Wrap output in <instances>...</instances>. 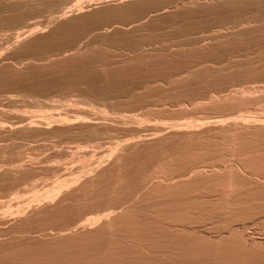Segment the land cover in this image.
<instances>
[{
	"label": "rangeland",
	"instance_id": "rangeland-1",
	"mask_svg": "<svg viewBox=\"0 0 264 264\" xmlns=\"http://www.w3.org/2000/svg\"><path fill=\"white\" fill-rule=\"evenodd\" d=\"M45 1H48V3L47 2H45ZM65 1H67V3H65ZM69 0H44V1H42V2H37V3H35V2H33V3H35V4H31V6H30V4L29 5H26V6H24V7H20V8H18L17 6H15V8L12 6L11 7V9H10V5H7V4H5V3H3V2H0V123H2V124H0V218H6L7 220H5L4 221V218L2 219V221H1V219H0V264H7V262H8V264H18L17 262H19L18 260H22V258H23V262L21 261V262H19V264H33V263H38V264H44L45 263V261L46 262H48V263H45V264H55V262H56V264H77L78 262V264H94V262H97L98 260H96L95 261V256L93 257V255H95L96 254V259L98 258V259H100L101 258V261L103 260H105L103 263L99 260V262H97L98 264H129V262L128 261H130V264H142V262H143V264H145V262H146V264H163L164 262V264H229L232 260H234V264H264V261L261 259L260 260V257H261V255H259L260 254V251H258L259 249H249V250H239V249H236L235 251H231V250H226L224 253H223V251H222V253H223V255H222V253H221V255H220V257L221 258H223L222 259V261H220V259H219V257H217V258H215L214 259V257H211L212 255H207L205 252H199L198 254H196V255H198L197 257H192V256H190V255H188V253H181V251L182 250H184V249H177V250H179V253L178 252H176L177 250H175V249H172V248H165V247H157V251H155L156 250V247L155 248H153V247H150V248H148V250H147V248L146 249H143V250H140L139 248H136V247H133V246H131V247H133V249L132 248H129L130 250H127V248L130 246L129 244H126V242H122L123 243V245H129V246H126V248L124 249V247L123 248H121V250L119 249H114L113 250V252L111 253V254H109V256H108V254H106V253H104L103 252V248L104 247H106L108 244L107 243H109V242H107L106 240H107V236H106V238H104L103 236L104 235H102V233L101 234H98V233H100V232H92V233H90V239H89V237L88 238H86V240H85V237H84V240H82V241H84V242H81V241H79V239L78 238H83L82 236H88V232L86 233V232H83V231H81V229L79 230V229H77L76 228V230L74 231L75 232V234H74V232H73V234L72 235H70V236H68V237H64V240H63V238L62 239H59L58 237V231H57V229H61V228H64L65 226H67V225H69V224H71L76 218H82V219H84V218H89V217H91V216H89V215H92V217H94L95 215H97V213L99 212L100 213V210H97L100 206H97V205H100V201H101V204L106 200V198L107 199H109V200H106V202H108V204L110 205V204H112V206L114 205L115 206V204H121V203H123L125 200V198H127L126 196H124L125 194L127 195V192L129 191V189L130 188H128V187H125L126 186V184H128V186H131L132 184H137V183H134V182H137V179H136V181H135V178H134V182H132L133 180V177H138L137 175H138V169L141 171V169H140V164L142 163V162H144V163H142L143 165H145V166H141V168H143V169H146V168H148V165L151 163V161L153 160V158L156 156V155H158V154H156V153H151V151L150 150H153V151H155V149H157V147H159V146H157V144L155 143V140L152 142V141H149L150 140V136L148 135V134H150L151 133V131L149 132L145 127H147L148 128V126H146L147 124L148 125H150L151 126V124H154L155 122H157V120L156 119H158L160 122H161V120L163 119V118H165V119H163L162 120V122L164 123V121L166 120V122H169V123H176V122H182V118H180V117H185V115L187 116H189L190 115V112L189 111H193L191 114L193 115V116H189V119H185L184 121H186V120H190V119H193V117H195V116H197L198 115V113H196L197 112V110L198 109H200V107H196V106H198L197 104H195V105H193L192 104V102L195 100V103H197L198 101H200V100H203L204 98L203 97H201V96H204V97H206L207 95L206 94H208L209 95V93H218V94H223L224 93V90H226L227 92H229V90L230 91H232V89L234 88V90L235 89H240L241 87H246V84L250 87H252V86H256V87H258L259 85H264V83H262V79L264 78V52H262V50H264V49H262V50H259L258 49V47L260 48L261 47V45L263 46L264 45V33H263V31H264V23H259V24H257V26H254L253 28H249V29H246V30H243L242 32H240V33H238V34H230V36H231V39H230V36L227 34V36H225V37H220V38H216V39H207V40H203V41H198V40H200L199 38V35L201 34V35H203V33H206V31H210V30H213V31H215V29L217 30L219 27H227L228 26V24L229 25H231L230 24V22H233L234 20H240L241 18L240 17H242V18H247V17H260V16H262V15H264V6H263V8H262V5H264V0H262V1H260V0H257L258 1V4H257V1L256 0H224V1H222V0H204V1H202V0H191L192 2H195L196 1V3L197 4H194V5H187V4H185L184 2H186V1H188V3L189 2H191L190 0H174V1H171V0H156V1H153L152 3H154V5L152 4V6H148V8H146V9H143V10H138V7L136 6V7H134L133 5V8L132 7H130V6H126L125 7V4L123 3V2H120V0H116V1H109L108 2V4H107V1H103V0H99V2L97 3V1L98 0H93V3L91 2V0H90V2L93 4H90V5H92V6H90L89 5V7L87 6L86 8H85V10H87V11H85V10H81V12L79 11H77V13H76V11H73L72 13H68V14H66V16H64L63 18L64 19H60L59 18V20H57V19H55V20H52V22H51V17H56V16H59L61 13L60 12H58L59 10H61L60 9V6H62L61 8H63V7H69L70 5L72 6L73 4H74V2H76L77 0H70L69 2H68ZM120 3H122V4H120ZM134 1H138V0H134ZM161 1V2H160ZM164 1V2H163ZM180 3H179V2ZM199 1H202V2H200V3H198ZM212 1H214V2H212ZM218 1H219V3H218ZM221 1V2H220ZM53 2V3H52ZM62 2V3H61ZM71 2V3H70ZM118 2V3H117ZM163 2V3H162ZM179 3V5L178 6H173V5H176L175 3ZM226 2V3H225ZM233 2V3H232ZM46 5H50L49 7L48 6H46ZM63 3H65V5L63 4ZM70 3V4H69ZM82 3H85V2H82ZM81 3V5H84V4H82ZM103 3H104V5H103ZM112 3H114L115 5L113 6L112 5ZM136 3V2H135ZM134 3V4H135ZM155 3H156V5H155ZM167 3V4H166ZM181 3H184L185 5L183 6V7H181L180 5H181ZM187 3V2H186ZM211 3H213V4H211ZM218 3V4H217ZM236 3V4H235ZM243 3H245V4H243ZM259 3H261L260 5H259ZM5 6H4V5ZM52 4V5H51ZM68 4V5H67ZM86 4V3H85ZM100 4V5H99ZM102 4V5H101ZM170 4V5H169ZM232 4V5H231ZM250 4V5H249ZM33 5V6H32ZM36 5V6H35ZM95 5V6H94ZM97 5H99V6H97ZM110 5H111V7H110ZM165 5H167V6H165ZM187 5V7H185ZM253 5V6H252ZM4 6V7H3ZM7 6V7H6ZM117 6V7H116ZM161 6V7H160ZM172 8H171V7ZM188 6H190V7H188ZM212 6H213V8H212ZM215 6H216V8H215ZM229 6V7H228ZM257 6V7H256ZM9 7V8H8ZM29 7V8H28ZM37 7V8H36ZM91 7H94V8H92V10H91ZM96 7V8H95ZM106 7V8H105ZM130 7V8H129ZM158 7V8H157ZM166 7V8H165ZM174 7H175V9H174ZM178 7V8H177ZM185 7V8H184ZM240 7V8H239ZM9 10H8V9ZM24 8V9H23ZM58 10H57V9ZM100 8V9H99ZM105 8V9H104ZM124 8V9H123ZM154 8H156V9H154ZM160 8H161V10H160ZM162 8H165V9H162ZM187 8V9H186ZM15 9V10H14ZM20 9V12L19 11H17V10H19ZM35 9V10H34ZM45 9H47V10H45ZM103 11V10H106V9H108L106 12H104L105 14H103L102 13V15H104L105 17H103L102 15H100V16H97V17H95L94 18V13L96 12V11ZM119 9V10H118ZM131 9H132V11H131ZM158 9V10H157ZM181 9V10H180ZM209 9H210V11H209ZM212 9V10H211ZM215 9V11H213ZM218 9V10H217ZM224 9H226V10H224ZM3 10H5V14H3L4 13V11ZM8 10V11H7ZM14 10V11H13ZM29 10V11H28ZM51 10V11H50ZM120 10H121V12H120ZM145 10V11H144ZM152 10V11H151ZM163 10H165L166 11V13L163 11ZM170 10H173V11H170ZM217 10V11H216ZM243 10V11H242ZM247 10V11H246ZM249 10V11H248ZM39 11V12H38ZM91 11H92V13H91ZM95 11V12H94ZM113 12V13H111V12ZM115 11V12H114ZM117 11V12H116ZM169 11H170V14H169ZM181 11V12H180ZM192 11H194V12H192ZM209 11V12H208ZM236 11V12H235ZM8 14H7V13ZM42 12V13H41ZM45 12H46V14H45ZM48 12V13H47ZM50 12V13H49ZM129 12V13H128ZM149 12H151V14L153 15H155V19L154 18H152V19H148V21H147V18H145V19H143V24L141 25L142 26V28H141V26H138L137 28L135 27V25H133V23H135V18L137 19V20H139V18L142 16V15H146L147 13H149ZM177 12V13H176ZM214 12V13H213ZM220 12H221V14H220ZM233 12V13H232ZM251 14H250V13ZM2 13V14H1ZM19 13V14H18ZM26 13V14H25ZM80 13V14H79ZM88 13V14H87ZM111 13V14H110ZM138 13V14H137ZM142 13H144V14H142ZM146 13V14H145ZM159 13H161L162 14V16H161V14H159ZM172 13V14H171ZM174 13H176V14H174ZM209 13V14H208ZM10 14V15H9ZM22 14V15H21ZM48 14V15H47ZM54 14V15H53ZM56 14V15H55ZM107 14V15H106ZM141 14V15H140ZM150 14V15H151ZM191 14H192V16H191ZM245 14V15H244ZM260 14V15H259ZM20 15V16H19ZM41 15V16H40ZM43 15V16H42ZM47 15V16H46ZM80 15V16H79ZM92 15H94V16H92ZM119 15V16H118ZM129 15V16H128ZM165 15V16H164ZM175 15H176V18H175ZM214 15V16H213ZM23 16V17H22ZM25 16V17H24ZM70 16H73V17H70ZM76 16V17H75ZM77 16H78V18H77ZM109 16V17H108ZM112 16V17H111ZM138 16H140V17H138ZM158 16H160V17H158ZM173 16V18H171ZM198 16H200V17H198ZM210 16H212V17H210ZM16 17V18H15ZM19 17V18H18ZM27 17V18H26ZM69 17V18H68ZM107 17V18H106ZM114 17V18H113ZM132 17V18H131ZM143 17V16H142ZM163 17V18H162ZM188 17H190V18H188ZM202 17V18H201ZM208 17H210V18H208ZM216 17V18H215ZM219 17H220V19H219ZM224 17H225V19H224ZM25 18V19H24ZM91 18V19H90ZM99 18V19H98ZM109 18V19H108ZM118 18V19H117ZM123 18V19H122ZM162 18V19H161ZM164 18H165V20H164ZM170 18V19H169ZM187 18V19H186ZM199 18V19H198ZM206 18L208 19V20H206ZM214 18V19H213ZM240 18V19H239ZM21 19V20H20ZM79 19V20H78ZM98 19V20H97ZM102 19V20H101ZM111 19V20H110ZM121 19V20H120ZM141 19V18H140ZM201 19H203V21L201 20ZM233 19V20H232ZM11 20V21H10ZM61 20V21H60ZM69 20L70 21H72V22H69ZM84 20V21H83ZM108 20V21H107ZM118 20V21H117ZM136 20V21H137ZM145 20V21H144ZM153 20V21H152ZM155 20V21H154ZM160 20H162V21H160ZM169 20V21H168ZM194 20H195V22H194ZM215 20H217V22H218V25H217V22L215 21ZM227 20V21H226ZM26 23H25V22ZM43 21H44V23H43ZM49 21L51 22V23H49ZM59 21V22H58ZM104 21V22H103ZM112 21V22H111ZM128 21H130V22H128ZM156 21H157V23H156ZM173 21H175V22H173ZM190 22L191 23V25H190V23H187V22ZM192 21V22H191ZM197 21V22H196ZM200 21V22H199ZM207 21V22H206ZM47 22V23H46ZM54 22V23H53ZM57 22V23H56ZM69 22V23H68ZM76 22V23H75ZM81 22V23H80ZM90 22V23H89ZM113 23V24H111V23ZM115 22V23H114ZM121 22V23H120ZM147 22V23H146ZM151 24H149V23ZM159 22H161V23H159ZM163 22H164V24H163ZM166 22V23H165ZM194 22V23H193ZM213 22H214V24H213ZM38 23V24H37ZM41 23V24H40ZM67 23V24H66ZM73 23V24H72ZM104 23H106L105 25H104ZM118 23V24H117ZM124 23V24H123ZM132 23V24H131ZM198 23V24H197ZM202 23V24H201ZM225 23V24H224ZM35 24V25H34ZM45 24H49L50 26V28L49 27H47ZM51 24H52V26H51ZM61 24V25H60ZM76 26H75V25ZM84 24V25H83ZM101 24V25H100ZM103 24V25H102ZM108 24V25H107ZM117 24V25H116ZM148 26H147V25ZM160 24V25H159ZM170 24V25H169ZM186 26H185V25ZM188 24V25H187ZM33 25V26H32ZM41 25H42V28H41ZM67 25V26H66ZM70 25V26H69ZM74 25V26H73ZM85 25H87V26H85ZM98 25V26H97ZM114 25V26H113ZM153 25V26H152ZM166 25V26H165ZM195 25V26H194ZM225 25V26H224ZM44 26V27H43ZM85 26V27H84ZM104 26V27H103ZM143 26H145V27H143ZM161 26V27H160ZM172 26V27H171ZM174 26V27H173ZM184 26V27H183ZM198 26H201V28L200 27H198ZM204 26L206 27V28H204ZM213 26H215V28L213 29L212 27ZM263 26V27H262ZM38 28L39 30L37 31V32H33L32 34H30V35H28L26 38H23L22 40H19L18 42H16L14 39H15V36L17 35V33H21V32H23V31H27L28 30V28L29 29H31V28ZM114 27V28H113ZM128 27H130L129 29H128ZM150 27H152V28H150ZM168 27V28H167ZM190 27V28H189ZM261 27H262V29H263V31H262V29H261ZM46 28H48V29H46ZM96 28H99V29H96ZM118 28V29H117ZM177 28H178V30H177ZM193 30H192V29ZM198 28V29H197ZM210 28V30H208ZM17 29V30H16ZM73 29H75V30H73ZM100 29H101V31H100ZM113 29H115L114 31H113ZM128 29V30H127ZM140 29V30H139ZM181 29V30H180ZM187 29H189V30H187ZM203 29V30H202ZM259 29V30H258ZM79 30V31H78ZM81 30V31H80ZM86 30V32H84ZM89 30V31H88ZM99 30V31H98ZM104 30V31H103ZM106 30H108L107 32H106ZM123 30V31H122ZM151 30H153V31H151ZM186 30V31H185ZM196 30V31H195ZM200 30V31H199ZM251 30V31H250ZM260 31V32H256V31ZM13 31H15L14 33H13ZM21 31V32H20ZM77 31V32H76ZM98 31V32H97ZM126 33H125V32ZM139 31V32H138ZM175 31V32H174ZM177 31V32H176ZM182 31V32H181ZM184 31V32H183ZM192 31V33H190ZM193 31H194V33H193ZM199 31V32H198ZM203 31V32H202ZM245 31V32H244ZM74 32V33H73ZM76 32V33H75ZM101 34H100V33ZM149 32V33H148ZM153 32V33H152ZM157 32V33H156ZM172 34H171V33ZM185 32H189V34L188 33H186V34H184ZM202 32V33H201ZM247 32V33H246ZM67 33V34H66ZM88 33H90V35L88 34ZM105 33V34H104ZM107 33V34H106ZM147 35H146V34ZM168 33V34H167ZM174 33V34H173ZM180 33V35H178ZM15 34V35H14ZM74 35V38H73V35ZM76 34V35H75ZM81 34V35H80ZM92 34V35H91ZM163 36H162V35ZM249 34H252V37L249 35ZM260 34V35H259ZM44 35V36H43ZM141 35V36H140ZM165 35H167V36H165ZM169 35V36H168ZM174 35H175V37H174ZM181 35H183L182 36V41L183 42H185V44H186V46H185V44L180 40L181 39ZM191 35V36H190ZM196 35V36H195ZM200 35V36H201ZM244 35V36H243ZM245 35L247 36V37H245ZM262 35H263V37H262ZM37 36V37H36ZM76 36V37H75ZM156 36H158V37H156ZM161 36V37H160ZM174 38H176V39H174ZM188 36H190V37H187ZM198 36V37H197ZM235 36H236V38H235ZM258 36V37H257ZM144 37V38H143ZM146 37V38H145ZM165 37V38H164ZM170 39H169V38ZM179 37V38H178ZM187 38V41H186V38ZM192 37H196V38H194V39H191ZM202 37H204V36H201V38ZM226 37H228V38H226ZM12 38V39H11ZM31 38V39H30ZM73 38V39H72ZM87 38V39H86ZM91 38V39H90ZM142 38V39H141ZM149 38V39H148ZM151 38H152V40H151ZM161 38V41L163 42H161L159 39ZM172 38V39H171ZM221 38L224 40H221ZM234 38V39H233ZM26 39V40H25ZM38 39V40H37ZM76 39H77V41H76ZM154 39H155V41H154ZM166 39V40H165ZM168 39H169V41H168ZM196 39H198V40H196ZM219 39V41H217ZM226 39V40H225ZM230 39V40H229ZM254 39V40H253ZM255 39H256V42H254L255 41ZM258 39H259V41H258ZM9 40H13L12 42L11 41H9ZM138 40V41H137ZM143 40H145L144 42H143ZM147 40V41H146ZM176 40V41H175ZM178 40V41H177ZM179 40H180V42H179ZM185 40V41H184ZM188 40H189V42H188ZM192 40V41H191ZM193 40H194V42H193ZM233 40V41H232ZM262 40V41H261ZM8 43H7V42ZM47 41H48V43H47ZM75 41V42H74ZM139 41H140V43H139ZM150 41V42H149ZM158 41V42H157ZM165 41H166V43H165ZM168 41V42H167ZM175 41V43H181V44H184L183 46H181L180 47V49H181V52L179 51V50H177L176 48H174L173 49V51H174V53H173V51L172 52H168V53H166L167 51H162L161 52V50H156V51H152L151 52V54H150V51H149V55L147 54L146 56H145V54L147 53V52H145V54H144V51L142 50L144 47H146V48H148L150 45H153V44H155V45H158V44H161L162 46L164 45V44H166V45H168V43L170 44V43H172V42H174ZM191 41V42H190ZM196 41V42H195ZM206 41H208L207 43H206ZM212 43V41L214 42V43H212V44H209L210 42ZM216 41L218 42V43H216ZM35 42V43H34ZM87 42H89L88 44H87ZM128 42V43H127ZM142 42V43H141ZM146 42V43H145ZM152 42V43H151ZM158 44H157V43ZM160 42V43H159ZM203 42H205L206 44H208V45H206L205 43L204 44H202ZM221 42V43H220ZM234 42V43H233ZM237 42V43H236ZM254 42V43H253ZM259 42V43H258ZM262 42V43H261ZM12 43V44H11ZM44 43V44H43ZM47 43V44H46ZM85 43V44H84ZM133 43V44H132ZM138 43V44H137ZM147 45H145V44ZM148 43H150L149 45H148ZM220 43V44H219ZM224 43V44H223ZM227 43V44H226ZM253 43V44H252ZM9 44V45H8ZM19 44V45H18ZM91 44V45H90ZM129 44V45H128ZM200 44V45H199ZM204 46V47H201L202 45ZM255 44V45H254ZM259 44V45H258ZM11 45L13 46V47H11ZM88 45H90V47H88ZM127 45V46H126ZM218 45V46H217ZM250 45H252V47L250 46ZM70 46V47H69ZM86 46V47H85ZM129 46V47H128ZM140 46V47H139ZM144 46V47H143ZM193 46V47H192ZM196 46V48H194ZM230 46V47H229ZM14 47H16V48H14ZM73 47V48H72ZM119 47V48H118ZM123 47H125V48H123ZM135 47H137V48H135ZM141 47H143L142 49H141ZM157 47V46H156ZM186 47V48H185ZM189 49H188V48ZM200 47V48H199ZM249 47V48H248ZM116 48V49H115ZM127 48V49H126ZM160 48V47H159ZM182 48H185L184 50L182 49ZM193 50H192V49ZM198 48V49H197ZM208 48V49H207ZM211 48H212V51H211ZM220 48V49H219ZM227 48V49H226ZM231 48V49H230ZM263 48H264V46H263ZM68 49V50H67ZM69 49H70V51H69ZM77 49H79V50H77ZM119 49V50H118ZM141 49V50H140ZM145 49V48H144ZM188 49V50H187ZM196 49V50H195ZM230 49V50H229ZM258 49V50H257ZM123 50V51H122ZM136 50V51H135ZM138 50H139V53H140V55H139V53H138ZM254 50V51H253ZM81 51V52H80ZM120 51H122V52H120ZM128 51V52H127ZM131 51H132V53H131ZM171 51V50H170ZM187 51V52H186ZM194 51V52H193ZM195 51L197 52V54L195 53ZM199 51H201V52H199ZM211 51V52H210ZM216 51V52H215ZM226 51V52H225ZM238 51V52H237ZM247 51V52H246ZM249 51V52H248ZM253 51V52H252ZM255 51L258 53V51L260 52L261 51V53H263V54H256L255 53ZM71 54H70V53ZM76 52V55L74 54H72V53H75ZM124 52V53H123ZM133 52L135 53L134 55L136 56V53H138L137 54V56H139V57H137V58H135L134 57V55H133ZM158 52H160V53H158ZM183 52V54H180V53H182ZM189 52H191V53H189ZM204 52V53H203ZM229 52V53H228ZM50 53V54H49ZM79 53V54H78ZM82 53V54H81ZM86 53V54H85ZM158 53V54H157ZM173 53V54H172ZM179 53V54H178ZM203 53V54H202ZM212 53V54H211ZM215 53H217V55L215 54ZM225 53V54H224ZM229 55H227V54ZM253 53H255V54H253ZM84 54V55H83ZM156 54V55H155ZM161 54V55H160ZM165 54V55H164ZM192 54V55H191ZM199 54V55H198ZM224 54V55H223ZM245 54V55H244ZM250 54V58L248 57V55ZM253 54V55H252ZM85 55H87V56H85ZM133 55V56H132ZM153 57V55H155L153 58H155V59H153L151 56ZM161 56V58L159 57V56ZM163 55V56H162ZM167 55V58L165 57ZM171 55V56H170ZM179 55V56H178ZM188 55H190V56H188ZM196 55V56H195ZM233 55V56H232ZM50 56V57H49ZM76 56V57H75ZM78 56V57H77ZM81 56V57H80ZM85 56V57H84ZM90 56V57H89ZM124 58H123V57ZM126 56H127V58H126ZM129 56V57H128ZM141 56V57H140ZM174 56L176 57V58H174ZM198 56V57H197ZM205 56H207V57H205L206 59H207V61H206V59L204 58ZM215 56V57H214ZM229 58H228V57ZM249 58L248 60H247V58ZM87 57V58H86ZM130 57H134L133 59L132 58H130ZM157 57V58H156ZM192 57H194V58H192ZM200 57H203L202 58V61H201V58ZM209 57H211V59H209ZM224 57V59H222ZM225 57H227V58H225ZM245 57V58H244ZM141 58V59H140ZM146 58V59H145ZM148 58H150V60L148 59ZM187 58H188V60H187ZM191 58H192V60L194 61V63H193V61L191 60ZM200 60H199V59ZM217 58V59H216ZM237 58L239 59V60H237ZM262 60H260V59ZM263 58V59H262ZM40 59V60H39ZM115 59V60H114ZM117 59H119V60H117ZM122 59H124V60H122ZM139 59V60H138ZM145 59V60H144ZM159 59H161L160 61H159ZM177 59V60H176ZM178 59H180V60H178ZM182 59V60H181ZM196 59H198L199 61H197ZM219 59H222L221 61H219ZM228 59L230 60V61H228ZM251 59V60H250ZM257 59L258 60H260V61H258L259 63H261V64H259V63H257L256 61H257ZM28 60V61H27ZM42 60V61H41ZM81 60V61H80ZM83 60V61H82ZM114 60V61H113ZM132 60V61H131ZM156 60V61H155ZM176 62H175V61ZM184 60H186V62L184 61ZM216 60H217V62H216ZM223 60H225V61H223ZM233 60H235L234 62H232ZM241 60V61H240ZM40 61H41V63H40ZM84 61H86V62H84ZM124 61V62H123ZM126 61V62H125ZM129 61V62H128ZM135 61V62H134ZM149 61V62H148ZM165 61V62H164ZM168 61V62H167ZM195 61H197V62H195ZM205 61V62H204ZM213 61V62H212ZM239 61V62H238ZM252 61V62H251ZM22 64H21V63ZM106 62V63H105ZM116 62H118V63H116ZM152 62H155L153 65H152ZM190 62H192V63H190ZM256 62V63H255ZM39 63V64H38ZM108 63V64H107ZM110 63H113V64H110ZM121 63V64H120ZM128 63V64H127ZM135 63V64H134ZM140 63H142V64H140ZM169 63V65H166V64H168ZM186 65H185V64ZM190 63V64H189ZM206 63V64H205ZM229 63H231V64H229ZM234 63H236L235 65H234ZM252 63V64H251ZM9 64V65H8ZM31 66H30V65ZM34 64V65H33ZM150 64H151V66H150ZM163 64V65H162ZM174 64V65H173ZM181 64V65H180ZM183 64V65H182ZM193 64H194V67L193 68H190V67H192L193 66ZM197 64V65H196ZM199 64V65H198ZM209 64V65H208ZM212 64V65H211ZM245 64H247V65H245ZM259 64V65H258ZM33 65V66H32ZM51 65V66H50ZM66 65H68V66H66ZM112 65V66H111ZM129 65H131V66H129ZM133 65V66H132ZM145 65V66H144ZM177 65V66H176ZM181 67H180V66ZM192 65V66H191ZM204 67H203V66ZM249 65H251V67L249 66ZM9 66V67H8ZM16 66V67H15ZM53 66V67H52ZM65 66V67H64ZM119 66V67H118ZM126 66V67H125ZM129 66V67H128ZM158 68H157V67ZM160 66V67H159ZM182 66H183V68L184 69H186V67H188V69H190V71L192 70V73L193 74H191V72L188 70H184L183 68H182ZM208 66V67H207ZM212 66V67H211ZM246 66L248 67V68H246ZM256 66V67H255ZM261 66V67H260ZM15 67V68H14ZM125 67V68H124ZM133 67V68H132ZM148 69H147V68ZM151 67V68H150ZM156 67V68H155ZM174 67V68H173ZM176 67V68H175ZM198 69H197V68ZM201 67V68H200ZM203 67V68H202ZM233 67H235V68H233ZM240 67V68H239ZM257 67H259V68H257ZM115 68V69H114ZM144 68V69H143ZM180 68V69H179ZM195 68V69H194ZM206 68V69H205ZM209 68V69H208ZM210 68H212V69H210ZM233 68V69H232ZM239 68V69H238ZM251 70H250V69ZM254 68H256V70L258 71H256ZM261 68H262V70H261ZM65 69V70H64ZM117 69H119V70H117ZM139 69V70H138ZM149 69L151 70V72L149 71ZM170 69H172V73H174V71H175V73L172 75V73L170 72ZM181 69H183V70H181ZM214 69H215V71H214ZM216 69L218 70V72L216 71ZM232 71H231V70ZM259 69V70H258ZM102 70V71H101ZM105 70V71H104ZM123 70H126V71H123ZM144 70V71H143ZM146 70V71H145ZM210 70V71H209ZM220 70V71H219ZM230 70V71H229ZM15 71V72H14ZM101 73H99V72ZM103 71H104V73H103ZM106 71H107V73H106ZM110 71V72H109ZM167 71H169V72H167ZM180 71V72H179ZM183 71H187V74L186 73H184ZM196 71V72H195ZM198 71V72H197ZM212 71V72H211ZM244 71V72H243ZM256 71V72H255ZM263 71V72H262ZM73 72V73H72ZM118 72V73H117ZM163 72V73H162ZM179 72V73H178ZM188 72H190V74H188ZM220 72L222 73V74H220ZM223 72H225V73H223ZM227 72V73H226ZM246 72V73H245ZM251 72V73H250ZM252 72H253V74H252ZM256 74H255V73ZM261 72V73H260ZM89 73V74H88ZM96 73V74H95ZM125 73H127V74H125ZM137 73L138 74H140V75H137ZM147 73V74H146ZM177 73V74H176ZM182 73H184V74H182ZM200 73V74H199ZM228 73H230V74H228ZM244 73V74H243ZM259 73V74H258ZM61 74V75H60ZM68 74V75H67ZM108 74V75H107ZM122 74V75H121ZM167 74V76H165ZM178 75L179 74V77H177L176 75ZM182 76H181V75ZM199 76V78H198V76ZM219 74V75H218ZM234 76H233V75ZM258 74V75H257ZM261 74V75H260ZM86 75H88V76H86ZM117 75V76H116ZM119 75V76H118ZM132 75V76H131ZM144 75V76H143ZM148 76V77H145V76ZM186 75V76H185ZM188 75V76H187ZM193 75V76H192ZM212 75V76H211ZM245 75V76H244ZM250 75V76H249ZM103 77V79H102V77ZM106 76L108 77V78H106ZM113 76V77H112ZM116 76V77H115ZM165 76V77H164ZM176 76V78H178V79H176V81L173 79L174 77ZM180 76L181 77H183L184 76V78H182V79H184V80H181L180 82L178 81L179 79H180ZM193 78H192V77ZM196 76V77H195ZM229 76V78H227ZM236 76H237V79H236ZM262 78H260V77ZM69 77V78H68ZM112 77V78H111ZM123 77V78H122ZM135 77H137V79L135 78ZM151 77H153V78H151ZM157 77V78H156ZM161 77V78H160ZM163 77V78H162ZM185 77H187L186 79H185ZM191 77V78H190ZM218 77V78H217ZM225 77H226V79H225ZM232 77V78H231ZM248 77L250 78V81H249V79H248ZM254 77V78H253ZM255 77H256V79H255ZM80 78V79H79ZM96 78V79H95ZM111 78V79H110ZM119 78V79H118ZM127 78H129V80H127ZM157 80H156V79ZM171 81L172 79L174 80V81H172V82H170L168 79ZM171 78V79H170ZM190 78V79H189ZM212 78H217V80L216 81H212L211 79ZM221 78V79H220ZM66 79V80H65ZM77 79V80H76ZM136 79V80H135ZM154 81H153V80ZM188 79V80H187ZM194 79V80H193ZM198 79V80H197ZM207 79H208V81H209V79H210V81L209 82H207ZM220 81H219V80ZM226 81V82H224V80ZM234 79V80H233ZM246 79V80H245ZM253 81H252V80ZM76 80V81H75ZM111 80V81H110ZM149 80H151V81H149ZM157 82H156V81ZM162 82H161V81ZM164 80V81H163ZM185 80H186V82H185ZM190 80H192V81H190ZM203 80V81H202ZM258 80H259V83H257L258 82ZM64 81V82H63ZM74 81V82H73ZM79 81V82H78ZM102 81V82H101ZM148 81V82H147ZM185 83H184V82ZM196 81V83L198 82V84H195L194 82ZM200 81H201V83H200ZM242 81V82H241ZM245 81H246V83H245ZM247 81H249V82H247ZM73 82V83H72ZM83 84H82V83ZM123 82V83H122ZM144 82V83H143ZM155 82V83H154ZM168 82V83H167ZM173 82H175V83H177V84H174ZM192 82V83H191ZM220 82H222V83H220ZM224 82V83H223ZM236 82V83H235ZM238 82V83H237ZM252 84H251V83ZM253 82H255V83H253ZM263 82H264V79H263ZM68 83V84H67ZM76 83V84H75ZM106 83V84H105ZM109 83V84H108ZM115 83H116V85H115ZM142 83V85H140ZM147 83V84H146ZM160 83V85H156V84H159ZM162 83V84H161ZM168 85H167V84ZM183 83L185 84V85H183ZM213 83V84H212ZM220 83V84H219ZM242 83V84H241ZM261 83V84H260ZM71 84V85H70ZM78 84V85H77ZM94 84H95V87H94ZM138 84H139V86H138ZM150 84V85H149ZM151 84H153V85H151ZM170 84H171V86H170ZM187 84V85H186ZM189 84H190V86H189ZM193 84V85H192ZM205 85V87H203V85ZM216 84V85H215ZM222 84V85H221ZM228 84V85H227ZM234 84H236V85H234ZM244 85V86H240V85ZM259 84V85H258ZM103 87H102V86ZM173 85H175V86H173ZM181 85V86H180ZM206 85H207V87H206ZM219 87H218V86ZM221 85V86H220ZM72 86V87H71ZM78 88H77V87ZM106 86V87H105ZM119 86V87H118ZM145 86V88H147V89H145V88H143V87ZM163 88H161V87ZM166 86V87H165ZM168 86V87H167ZM198 86V87H197ZM223 86V87H222ZM239 86H240V88H239ZM254 86V87H255ZM112 87V88H111ZM135 87V88H134ZM142 87V88H141ZM181 87V88H180ZM182 87H184L183 89H182ZM188 87L190 88V89H188ZM200 87V88H199ZM231 87H232V89H231ZM253 87V88H254ZM109 90H107V89ZM137 88V89H136ZM152 88V89H151ZM174 88V89H173ZM206 88H208L207 90H206ZM229 88V89H228ZM101 91H103V92H101ZM136 89V90H135ZM143 89V90H142ZM168 89V90H167ZM171 89V90H170ZM179 89V90H178ZM182 91H181V90ZM188 89V90H187ZM210 89V90H209ZM221 89L223 90V92L221 91ZM33 90V91H32ZM62 90V91H61ZM99 90V91H98ZM106 90V91H105ZM113 90V91H112ZM147 90V91H146ZM151 90V91H150ZM164 90V91H163ZM183 90H184V92H183ZM189 90H190V93H189ZM20 91V92H19ZM131 91H132V93H131ZM144 93H142V92ZM146 91V92H145ZM178 91V92H177ZM214 91H218V92H214ZM22 92V93H21ZM24 92V93H23ZM97 92V93H96ZM100 92V93H99ZM106 92H108V93H106ZM116 92V93H115ZM137 92H139V93H137ZM148 92H149V94H148ZM155 92H158L159 94H157V93H155ZM161 92V93H160ZM170 92V93H169ZM188 92V93H187ZM93 93V94H92ZM102 93H104V94H102ZM135 93V94H134ZM154 93V94H153ZM182 93V94H181ZM186 93V94H185ZM22 94H23V96H22ZM148 94V95H147ZM155 94H157V95H155ZM165 94V95H164ZM188 94H190L189 96H188ZM224 94H226V92L224 93ZM26 95H28V96H26ZM32 95V96H31ZM58 95V96H57ZM83 95V96H82ZM95 95V96H94ZM101 95V96H100ZM117 95H120V96H117ZM128 95V96H127ZM132 97H131V96ZM151 95H153V96H151ZM159 95V96H158ZM169 95H171V96H169ZM173 95V96H172ZM182 95H183V97H182ZM187 95V96H186ZM193 95V96H192ZM195 95H197V96H195ZM61 96V97H60ZM85 96V97H84ZM109 96V97H108ZM111 96H115V97H112L111 98ZM117 96V97H116ZM127 96V97H126ZM130 96V97H129ZM155 96V97H154ZM165 96V97H164ZM66 97H68V98H66ZM87 97V98H86ZM101 98V101H100V99H98V98ZM133 97H134V99H136V100H134L133 99ZM138 97V98H137ZM141 97V98H140ZM146 97V98H145ZM151 97H153V98H151ZM160 97V98H159ZM162 97V98H161ZM168 97V98H167ZM180 97V98H179ZM90 98V99H89ZM91 98H93V99H91ZM159 98V99H158ZM170 98V99H169ZM184 100H182V99ZM201 98V99H200ZM98 99V100H97ZM105 99H107V102H106V100ZM111 101V102H109V100ZM127 99V100H126ZM139 99V100H138ZM154 99V100H153ZM161 99V100H160ZM198 99V100H197ZM75 100V101H74ZM84 100V101H83ZM90 100H92V102L90 101ZM126 100V101H125ZM129 100H131V101H129ZM159 100V101H158ZM165 100V101H164ZM178 100V101H177ZM182 100V101H181ZM191 100H192V102H191ZM68 103H67V102ZM78 101H79V103H78ZM85 102V103H83V102ZM106 102V104H105V102ZM140 101V102H139ZM143 101V102H142ZM156 101V102H155ZM161 101H162V103H161ZM188 101V102H187ZM190 101V102H189ZM72 102H73V104H72ZM81 102V103H80ZM91 102V103H90ZM99 102H102V103H99ZM116 102V103H115ZM127 102V103H126ZM129 102V103H128ZM131 102V103H130ZM142 102V103H141ZM155 102V103H154ZM164 102V103H163ZM172 102V103H171ZM183 102H184V104H183ZM113 103H115V104H113ZM123 103V104H122ZM168 103H169V105H168ZM188 103L190 104V105H188ZM58 104V105H57ZM64 104V105H63ZM65 104H66V106H65ZM70 104H72V105H70ZM78 104H80V105H78ZM91 104V105H90ZM95 104V105H94ZM103 104V105H102ZM126 104V105H125ZM161 104H162V106H161ZM179 106V108L180 109H182L183 107L184 108H186V112H183V110L185 111V109L183 108L182 110H181V113H180V109H176L178 106ZM183 104V105H182ZM83 105V106H82ZM110 105H112V106H110ZM114 105V106H113ZM122 105V106H121ZM127 105H129L128 107H127ZM186 105H187V107H186ZM56 108H55V107ZM74 106V107H73ZM77 106H79L78 108H77ZM100 106H102V107H100ZM120 106V107H119ZM134 106V107H133ZM138 106H140V107H138ZM143 106V107H142ZM153 106V107H152ZM166 106H168V107H166ZM172 106H173V108H172ZM195 106V107H194ZM60 109H62V110H60ZM62 107V108H61ZM65 107V108H64ZM69 107V108H68ZM96 107H97V109H96ZM104 107L105 108H107L106 110H107V116H105L106 115V112H105V115L104 114H102L103 113V110H104ZM118 109H117V108ZM158 107L161 109V111L159 112V110L160 109H158ZM164 107V108H163ZM49 108V110H48V112L46 111L47 109ZM53 108V109H52ZM55 108V109H54ZM85 110L86 109V111H87V113H83L82 114V112H83V109ZM90 108V109H89ZM99 108V109H98ZM103 108V110H102V112L101 111H99V110H101ZM111 108H113L112 110H109V109H111ZM115 108V109H114ZM127 110H126V109ZM142 108V109H141ZM149 110H148V109ZM167 108H170L169 110L167 109ZM175 108V109H174ZM189 108H190V110H189ZM196 108V109H195ZM207 108V109H206ZM219 108V107H218ZM25 109V110H24ZM57 109V110H56ZM70 109H73V110H70ZM75 109V110H74ZM76 109L78 110V113H77V111H76ZM82 109V110H81ZM91 109H93V110H91ZM151 109H154V111H152ZM156 109V110H155ZM162 109H164V110H162ZM175 111V113H174V111ZM193 109V110H192ZM215 108H213V107H201V111L202 112H200L199 110V112H200V114L203 116V114H204V112L203 111H205V114L204 115H207V116H210V115H214V113L213 112H215L216 111V113H218V111H217V109L216 110H214ZM221 109H223V108H221ZM220 109V110H221ZM28 110V111H27ZM29 110L30 111H32V112H29ZM35 110V111H34ZM38 112H37V111ZM42 110V111H41ZM45 110V111H44ZM56 110V111H55ZM65 111V113L63 114V113H61V112H64ZM68 110V111H67ZM89 110V111H88ZM91 110V111H90ZM109 110V111H108ZM119 110V111H118ZM142 110H143V113H142ZM145 110V111H144ZM168 110V111H167ZM178 110V111H177ZM33 111H34V113H36L35 115H34V113H33ZM40 111H41V113H40ZM46 113H44V112ZM52 111V112H51ZM70 111H73V112H71V114L69 113ZM79 111H81V112H79ZM94 111H96V112H94ZM98 111V112H97ZM105 111V110H104ZM111 111H113V112H111ZM114 111H115V113H114ZM131 111V112H130ZM136 111V112H135ZM148 111V112H147ZM164 111V112H163ZM167 111V112H166ZM189 112V114H187L188 112ZM208 111H210L209 113H206V112H208ZM213 111V112H212ZM222 111H224V110H221L220 111V113L222 112ZM43 112V113H42ZM57 112V113H56ZM90 112V113H89ZM109 112H110V114H115V115H110L109 114ZM134 112V113H133ZM152 112V113H151ZM171 112L172 114L174 113V116H172V114L169 113ZM177 112H179V113H177ZM224 112H227V111H224ZM40 115H39V114ZM51 113V115H49ZM53 113V114H52ZM70 115H68V114ZM82 114V115H80V114ZM93 113V114H92ZM96 113V114H95ZM118 113H120V115L118 114ZM133 113V114H132ZM136 113H138V114H136ZM141 113V114H140ZM153 115V117H150V116H152L151 114ZM156 113V114H155ZM163 113V114H162ZM177 113V114H176ZM183 113H185V114H183ZM203 113V114H202ZM223 113V112H222ZM32 114V115H31ZM42 114V115H41ZM73 114H75V115H73ZM78 114V115H77ZM86 115V117H85V119H87L88 121H98V122H105L104 124H102L101 126H94V127H91V128H85L84 130L85 131H83V129H82V131H81V126L79 125V124H77V123H75V122H77L78 120V122H81L82 120H85V119H83V115ZM91 114V115H90ZM103 116H102V115ZM118 114V116H116ZM125 114H127V115H124ZM131 114H132V116H131ZM136 114V116H134ZM162 114V115H161ZM164 114H165V116H164ZM169 114V115H168ZM179 114H181L180 115V117H179ZM197 114V115H196ZM199 114V115H200ZM34 115V116H33ZM37 115V116H36ZM43 115H45V116H43ZM47 115H49L48 117H46ZM73 115V116H72ZM89 115V116H88ZM102 117H101V116ZM146 116V119H145V116ZM156 115V116H155ZM158 115V116H157ZM167 115H168V117H167ZM197 116V117H202V116ZM25 116H27V117H25ZM28 116H30V118L28 117ZM35 117V118H37V119H35L36 121L37 120H41L40 121V123L42 122V125L39 123V121L38 122H36L34 119H33V117ZM45 117L46 118V120H45V118H42V117ZM65 116V117H64ZM67 116V117H66ZM75 116V117H74ZM80 116H81V118H80ZM87 116L89 117V118H87ZM95 116V117H94ZM111 116H112V118H111ZM120 116H124V118H122V117H120ZM160 116H162L161 118H160ZM172 116V117H171ZM16 117V118H15ZM24 117V118H23ZM39 117V118H38ZM68 118V117H70V118H68L69 120H71L72 121V123L73 124H71V125H76L77 124V126H76V128H75V126H67L69 129H65L64 128V133H65V136L67 137V136H69L70 138H66L65 136H64V134H63V130L61 129L60 130V127H59V125L58 126H56L57 124L56 123H60V122H56V121H54V119H58V118ZM78 117V118H77ZM104 117V119H102ZM115 117V118H114ZM117 117V118H116ZM128 119H127V118ZM130 117V118H129ZM133 117V118H132ZM139 117L141 120H140V122L142 123H137V120H139V119H137V118ZM173 117H176V118H180V119H178V120H173L172 118ZM41 118V119H40ZM49 118V119H48ZM75 118V122H74V119ZM76 118H77V120H76ZM80 118V119H79ZM106 118V119H105ZM110 118V119H109ZM119 118H120V121H119ZM137 119V120H135V119ZM187 118V117H186ZM196 118V117H195ZM23 119H25V120H23ZM29 120L28 122L30 123V122H34V123H32L31 125H35L36 123L38 124H36L35 126H37V128L34 126H32V128L31 129H33L34 130V132H33V130H30V128H29V130L27 129V120ZM32 119V120H31ZM82 119V120H81ZM90 119V120H89ZM112 119H114L115 120V122H113L114 120H112ZM126 120V121H123V120ZM129 119H131V120H129ZM132 119H133V122H132ZM154 121H153V120ZM31 120V121H30ZM43 120H45L46 121V123H45V121H43ZM104 120H108L107 122H108V124H107V122L106 121H104ZM110 120H111V122H110ZM156 120V121H155ZM118 121V122H117ZM127 121H129V123L130 124H128L127 123ZM171 121V122H170ZM173 121V122H172ZM109 122H110V124H109ZM124 124L123 126H122V123ZM125 122V123H124ZM139 122V121H138ZM165 122V123H166ZM15 123H16V125H15ZM19 123H20V125H19ZM54 123V124H53ZM114 123V124H113ZM119 123V124H118ZM136 123H137V125L139 126V127H141V128H139L137 125H136ZM144 123V124H143ZM169 123L167 124V125H169ZM56 124V125H55ZM112 124V125H111ZM146 124V125H145ZM3 126V128H2V126ZM8 125H10V126H8ZM24 125H26V128H23V127H25ZM43 127V128H40L41 126ZM52 125V126H51ZM107 125V126H106ZM118 125H120V126H122V128L120 127V126H118ZM128 125H130V127H128ZM134 125V126H133ZM141 125V126H140ZM20 126V127H19ZM40 126V127H39ZM78 126H80V128L78 127ZM104 128H103V127ZM108 126H111L110 127V129H111V131L109 130V127ZM7 127V128H6ZM8 127H9V129H8ZM19 129H18V128ZM22 127V128H21ZM47 127V128H46ZM54 127H58L57 129H55V131H56V133H55V131L53 130L52 131V128H54ZM77 130H75L74 128ZM99 127V128H98ZM113 127V128H112ZM118 127V128H117ZM124 127V128H123ZM133 128V130H134V133H135V136H136V138H137V140H138V137H137V135H139L137 132L139 131L141 134V136H142V138L141 139H144V137L147 135V138L148 139H145L143 142H142V144H143V146H142V144H140V143H138L137 144V146L136 145H134L133 146V148L131 147V148H125L124 149V151L126 152H130L131 153V151H132V153H134V156L132 155V153H131V156H133V159H135V156H136V154L137 155H139V157L141 158V155H143L144 154V156H145V159L147 158L146 156H148L149 158H147V160L148 161H144V160H140V158H138L137 159V157L138 156H136V161H133V159L132 158H130V160L129 159H127L128 161L127 162H129V164L127 163L126 165H125V167H126V169L128 170H126L125 169V167H124V169L123 170H125V171H127L126 173H127V175L126 176H129L128 177V179L129 180H131L130 182H132V184L130 185L129 184V181H128V179H127V181H123V183H121L120 185H117L118 186V188L120 187V189H122V190H117L116 188V190L117 191H115V193H113L112 192V189L111 188H113V186H112V182H111V174H110V176H104L107 172H109L105 167H107L109 170H110V168H111V166H108V163H110L111 161H113V160H111V159H113V158H109V157H112V156H109V157H106V156H108L107 154V152H105V150H108V148H109V146H108V148H107V145L109 144L110 146H112L113 144H115V142H117V138H119V140H118V142L120 141V137H121V140L123 139L124 140V142H125V138H128V140H132L131 139V137L132 136H130V135H133L134 133L131 131V130H129V128ZM135 127H137V128H135ZM4 128H5V130H9V131H5L4 130ZM13 128V129H12ZM39 128V129H38ZM62 128V127H61ZM71 128V129H70ZM82 128H84V127H82ZM100 128H102V129H100ZM106 128V129H105ZM115 128H117L116 130H119V131H116L115 130ZM121 130H120V129ZM128 128V129H127ZM131 128V129H132ZM142 128H145L146 130H144V129H142ZM2 129H3V132H2ZM24 129H26V130H28V131H26V130H24ZM41 129V130H40ZM44 129H46V130H44ZM78 129H80V131H81V133H80V131H78ZM98 129V130H97ZM106 131H105V130ZM108 129V130H107ZM126 129V130H125ZM142 129V130H141ZM15 130V131H14ZM20 130V131H19ZM36 130H38V131H36ZM58 130V131H57ZM66 130H67V132H66ZM100 130V131H99ZM104 130V131H103ZM138 130V131H137ZM73 131V132H72ZM98 133H97V132ZM114 131V132H113ZM116 131V132H115ZM123 131V132H122ZM126 131V132H125ZM143 131H146V132H143ZM52 132V133H51ZM59 132V133H58ZM60 132H62V134L60 133ZM69 132H70V134H69ZM99 132L101 133V134H99ZM107 132V133H106ZM108 132H109V134H108ZM119 132V133H118ZM122 132V133H121ZM50 133H51V136H48V135H50ZM58 133V134H57ZM73 133V135L75 136H73L72 135V137L73 138H71V134ZM80 133V134H79ZM104 133H105V135H107V136H109V137H106L105 135H104ZM114 133V134H113ZM133 133V134H132ZM8 134V135H7ZM25 134V135H24ZM27 134V135H26ZM94 134V135H93ZM113 134V135H112ZM116 134V135H115ZM128 134H130V135H128ZM21 135H22V137H24L23 139H21L22 137H21ZM48 137H47V136ZM52 135H54L53 136V139H54V141L52 140V142L54 143H52L51 141H49V140H51V138H52ZM59 135H60V137H59ZM61 135H63V137H65V138H62L61 137ZM98 135H99V139H98ZM101 135H102V137H101ZM111 135H112V137H111ZM114 135L116 136V137H114ZM121 135V136H120ZM125 137H124V136ZM127 135V136H126ZM88 136V137H87ZM89 136H90V139H89ZM97 136V137H96ZM105 136V137H104ZM141 136H139V137H141ZM37 137H40V138H37ZM44 137H46V138H44ZM49 137H50V139H49ZM91 137H93V139L91 138ZM101 137V138H100ZM111 137V138H110ZM123 137V138H122ZM134 137V136H133ZM132 137V138H133ZM57 138V139H56ZM62 138V139H61ZM97 138V140L98 141H96L95 139ZM135 138V137H134ZM13 140V141H11V140ZM17 139V140H16ZM61 139V140H60ZM84 139H86V140H88V142H90V143H93V147H91V145H87V144H89L88 142L86 143V140H84ZM100 139H104L103 141L102 140H100ZM108 139V140H107ZM111 139V140H110ZM152 139V138H151ZM19 140H21V141H19ZM47 140V141H46ZM58 140V141H57ZM91 140V141H90ZM105 140H107V142H104ZM111 142H110V141ZM115 140V141H114ZM135 140V139H134ZM9 141V142H8ZM58 143H57V142ZM84 141V142H83ZM95 141V142H94ZM102 141V142H101ZM112 141H114V142H112ZM51 142V144H50V147L48 146L47 147V145H49V143ZM97 142L99 143L98 145H97ZM105 143V145H104V143ZM108 142H110V143H108ZM123 142V141H122ZM123 142V143H124ZM153 143V147H151V145H152V143ZM3 143V144H2ZM16 143V144H15ZM83 143V144H82ZM86 143V144H85ZM103 143V145H101ZM107 143V144H106ZM147 143V144H146ZM57 144V145H56ZM59 144V145H58ZM85 144V145H84ZM118 144H120V142L118 143ZM4 145V146H3ZM15 145V146H14ZM54 146L55 145V148L57 149L56 151L52 148V146ZM82 145H84L83 147H82ZM87 145V146H86ZM95 145H97V146H95ZM99 145H100V147H99ZM142 147H141V146ZM45 146V147H44ZM92 148V149H96V150H93L92 151V149L90 148V147ZM103 146H104V149H102L103 148ZM106 146V147H105ZM135 146H136V148H135ZM13 147V148H12ZM78 147H80L79 149H78ZM82 147V148H81ZM97 147V148H96ZM6 148V149H5ZM59 148H60V150H59ZM88 149V150H86V149ZM90 148V149H89ZM151 148V149H150ZM3 149V150H2ZM6 151H5V150ZM10 149V150H9ZM16 149V150H15ZM65 149H66V151H65ZM68 149V150H67ZM78 149V150H77ZM100 150V152H99V150ZM133 149L134 150H137V151H133ZM19 150V151H18ZM22 150V151H21ZM59 150V151H58ZM70 150H75V152L74 151H72V153H71V151ZM84 150H86V152H87V156H86V154H84L85 152H84ZM90 150L93 152V154H92V152L90 153ZM104 150V151H103ZM140 150V151H139ZM144 151L145 153H142V151ZM13 151V152H12ZM18 151V152H17ZM50 151V152H49ZM69 153H68V152ZM97 153H96V152ZM123 151V150H122ZM123 151V152H124ZM17 152V153H16ZM20 152V153H19ZM22 152V153H21ZM62 152V153H61ZM73 152H74V155H76V157L73 155V158H75V159H73L72 157H69V156H71L72 154H73ZM82 152V153H81ZM98 152H99V154H98ZM102 152V153H101ZM103 152L105 153V155H104V157H106V158H102L103 160L105 159V161H102L101 162V164H98L97 162V159H101L100 157L101 156H103ZM122 152V153H123ZM123 153V156H127V158H129L130 157V153ZM136 152V153H135ZM140 152V153H139ZM24 153L26 154V155H29L28 157L27 156H24ZM67 153V154H66ZM78 153H80V154H78ZM90 153V154H89ZM94 153H96V154H94ZM101 153V154H100ZM139 153V154H138ZM16 154H18V155H16ZM22 154V155H21ZM54 154V155H53ZM70 154V155H69ZM82 154V155H81ZM88 154L90 155V156H88ZM126 154H128V155H126ZM146 154V155H145ZM9 155V156H8ZM21 155V156H20ZM34 157H33V156ZM50 155V156H49ZM52 155V156H51ZM57 155V156H56ZM62 155V156H61ZM78 155H79V157H78ZM81 155V156H80ZM96 155V156H95ZM101 155V156H100ZM152 155V156H151ZM19 156V157H18ZM24 156V157H23ZM35 156H37V157H35ZM42 156H43V158H42ZM45 156V157H44ZM83 156V157H82ZM98 156V157H97ZM25 157L28 159H25ZM31 157V158H30ZM39 157H41V162H40V159H39ZM54 157V158H53ZM66 157H67V159H66ZM81 157V158H80ZM92 157V158H91ZM93 157H95V160L97 161H93L94 160V158ZM153 157V158H152ZM19 158V159H18ZM22 158V159H21ZM39 160H37V159ZM57 160H56V159ZM71 158H72V160H71ZM77 158V159H76ZM85 158H88V159H85ZM90 158V159H89ZM108 158V159H107ZM144 158V157H143ZM54 160V163L52 162V160ZM142 159V158H141ZM20 160H22V162L20 163ZM32 160V161H31ZM68 162H67V161ZM82 160H85V161H82ZM90 162V163H88V161ZM91 160V161H90ZM107 160V161H106ZM132 160V161H131ZM150 160V161H149ZM17 161V162H16ZM25 161V162H24ZM27 161L29 162V163H31V165L30 164H28L27 163ZM37 162V165H36V162ZM51 161V163L54 165L55 164V162L57 163V164H55L54 166L51 164V163H49ZM67 163H66V162ZM87 161V162H86ZM95 163V165H97L98 166V168H97V166H96V168H95V166H94V164H92L93 162ZM139 161H141V163L139 162ZM19 162V163H18ZM35 162V163H34ZM49 163V165H47L46 166V163ZM71 162V163H70ZM79 162H80V164H82L81 165V167H83L84 168V170L80 167V165H79ZM82 162V163H81ZM103 162H104V164H103ZM125 162H126V159H125ZM132 162V164H130ZM139 162V163H138ZM146 162H148V163H146ZM11 165H10V164ZM20 165V167H18V164ZM45 163V164H44ZM47 163V164H48ZM64 163H66V164H64ZM87 163V164H86ZM97 163V164H96ZM113 163V162H112ZM112 163H110V164H112ZM14 164H16V165H14ZM24 164V165H23ZM28 164V165H27ZM40 164V165H39ZM43 164V165H42ZM71 164V165H70ZM72 164H75V165H72ZM83 164H86L88 167H86L85 165H83ZM90 164V165H89ZM105 165L103 168L105 169V171L107 170V172H105V174L101 171V169H100V166L101 165ZM109 164V165H110ZM147 164V165H146ZM8 165H9V167H8ZM14 165V166H13ZM26 165V166H25ZM36 165V166H35ZM39 165V166H38ZM63 165V166H62ZM64 165H65V167H64ZM69 165V166H68ZM77 165V166H76ZM93 165V166H92ZM102 165V166H103ZM11 166H13V168L11 167ZM70 166H71V168H70ZM75 166V167H74ZM86 168H85V167ZM90 166H92V167H90ZM101 166V167H102ZM150 166V165H149ZM7 167V168H6ZM16 167H17V169H16ZM46 167V168H45ZM49 167V168H48ZM53 167V168H52ZM64 167V168H63ZM68 167V168H67ZM90 167V168H89ZM110 167V168H109ZM128 167V168H127ZM146 167V168H145ZM11 168V169H10ZM18 168H21V169H18ZM23 168V169H22ZM72 169V170H70V169ZM81 168V169H80ZM90 169V171H88L89 169ZM91 168H95L94 170L95 171H93V169H91ZM103 168H102V170H103ZM7 169V170H6ZM16 169V170H15ZM38 169V170H37ZM86 169H88L87 171H88V180L89 179H92V181L90 182V181H88L87 179H86V176L85 175H87V173L85 174L84 172V175H83V173H82V171L81 170H83V171H85ZM97 169V170H96ZM142 169V170H143ZM13 172H11V171ZM21 170V171H20ZM23 170V171H22ZM54 170V171H53ZM66 170H68V171H70V172H68V171H66ZM77 170H80V171H77ZM86 171V172H87ZM98 171H99V173H100V175L98 174ZM101 171V172H100ZM111 171V170H110ZM69 173V176H68V174H66V173ZM72 172V174L74 173V174H76L77 173V175H72V174H70ZM81 172V173H80ZM94 174H93V173ZM97 172V173H96ZM132 172V173H131ZM135 172V173H134ZM58 173V174H57ZM60 173V174H59ZM89 173H92V175H90ZM104 174V175H101V174ZM56 174V175H55ZM78 174H80V175H78ZM133 174V175H132ZM13 175V176H12ZM18 175V176H17ZM48 175H50V176H48ZM57 175H59V176H57ZM67 175V178H65L64 176H66ZM83 175V176H82ZM95 175V176H94ZM108 175V174H107ZM124 175H125V172H124ZM42 177V178H40V177ZM52 176V177H51ZM54 176H56V177H59V178H56L58 181H60V180H64V179H66V180H69L70 182L72 181H74L76 184H73V183H71V185L70 186H72V187H77V188H79V187H81L80 185L84 182V181H87L86 183H88V184H90V185H92L91 187H90V185H88V184H85V185H87V188L85 189V188H80V192L79 191H77V192H73V194L72 195H74V199L72 200V202H69V203H66V205L64 204V205H62V206H50V205H48L47 204V202L45 201V200H42V202L41 201H39L40 202V204H39V202H36V204L37 205H35V203L33 204L32 202H35V201H32V199H33V194H44V193H46L47 191H50L49 192V194H52V192H51V190H50V188L51 187H53L54 186V182L56 181L57 182V180L55 179V177ZM62 176H63V178H62ZM70 176H72V178L70 177ZM73 176H74V178L75 179H73ZM89 176H91V177H89ZM94 176V178H92ZM97 176V177H96ZM100 176V178H98ZM102 176V177H101ZM61 177V178H60ZM69 177V178H68ZM2 178V179H1ZM5 178V179H4ZM33 178V179H32ZM38 178H39V180H38ZM51 178V179H50ZM54 178V179H53ZM127 178V177H126ZM131 178V179H130ZM32 180V181H31ZM106 180V181H105ZM110 180V181H109ZM124 180H125V178H124ZM100 181V182H99ZM109 181V182H108ZM54 183V184H52V183ZM82 182V183H81ZM90 182V183H89ZM104 182V183H103ZM29 183V184H28ZM32 183V184H31ZM102 183V184H101ZM108 183H110V185L108 184ZM50 184V185H49ZM52 184V185H51ZM98 184H99V186H98ZM106 184H107V187H106ZM12 185V186H11ZM32 185V186H31ZM75 185V186H74ZM102 185H103V187H102ZM51 186V187H50ZM99 188H98V187ZM122 186H123V188H122ZM31 187V188H30ZM90 187V188H89ZM95 187V188H94ZM109 187V188H108ZM132 187V186H131ZM134 187H137L136 185H134ZM13 188V189H12ZM30 188V189H29ZM92 188H94V190L92 189ZM102 188V189H101ZM104 188H105V191H104ZM16 189V190H15ZM31 189L32 190H34V191H31ZM41 189V190H40ZM87 189H90V190H92L91 191V193L92 194H94L93 195V198H91L92 197V194L90 193V190L88 191ZM100 189V190H99ZM108 189V190H107ZM134 189V188H133ZM130 190H132V189H130ZM40 193H39V192ZM88 191V192H87ZM97 191V192H96ZM110 191V192H109ZM13 192V193H12ZM106 192H107V194H106ZM113 193V195H112V193ZM14 193L16 194V196L14 195ZM76 195H75V194ZM78 193V194H77ZM81 193V194H80ZM89 194V197H86V196H88V194ZM100 193V194H99ZM117 193V194H116ZM30 195H32V196H30ZM79 195H81L80 197H79ZM84 195V196H83ZM101 195V196H100ZM78 196V197H77ZM102 198V199H100V197ZM103 196V197H102ZM15 197H16V199H15ZM85 199H84V198ZM99 198V199H97V198ZM106 197V198H105ZM82 198V199H81ZM95 198V199H94ZM104 199V200H103ZM88 200H90V201H88ZM97 200V201H96ZM114 202H112V201ZM123 200V201H122ZM11 201V202H10ZM24 201V202H23ZM28 201V202H27ZM43 201H44V203H43ZM112 203H111V202ZM19 202V203H18ZM31 202V203H30ZM95 204H94V203ZM120 202V203H119ZM88 203V204H87ZM98 203V204H97ZM4 204H6V205H4ZM18 204V205H17ZM24 204V205H23ZM30 204V205H29ZM47 204V205H46ZM104 204H106L105 206H107L108 204L107 203H105L104 202ZM141 204V203H140ZM34 206V207H32V206ZM39 205V206H38ZM42 205V206H41ZM43 205H45V206H43ZM108 205V206H109ZM139 205V204H138ZM142 205V204H141ZM144 205V204H143ZM146 205V204H145ZM144 205V208H142V209H144L143 210V212H136L135 213V216H136V214H138V213H140V215L143 217V219L147 216L146 215V213L148 212V210H146L147 209V205L145 206ZM2 206V207H1ZM20 206V207H19ZM25 206V207H24ZM36 206H37V208H36ZM95 206H97L98 208L97 209H94V208H96ZM31 207H32V209L34 210V212L32 213V209H31ZM45 207V208H44ZM76 207V208H75ZM84 207H86V208H84ZM103 207V206H102ZM141 206L139 205V208L138 209H136V210H140L141 208H140ZM23 209L22 211L24 212V211H26L24 214L22 213V212H20L21 214H23V215H21V216H17V215H20L19 213H17V211L19 210V209ZM24 208H26V209H24ZM47 208V209H46ZM89 208V209H88ZM101 208V207H100ZM13 209H14V211H13ZM16 209V210H15ZM39 209V210H38ZM49 209V210H48ZM92 209V210H91ZM142 209H141V211H142ZM6 212H4V211ZM10 210H12L15 214L13 215V213H11V211ZM29 210V211H28ZM36 210V211H35ZM71 210V211H70ZM102 210V209H101ZM7 211H10L9 213L7 212ZM16 211V212H15ZM42 211V212H41ZM44 211V212H43ZM47 211V212H46ZM83 211V212H82ZM88 213H87V212ZM91 211V212H90ZM96 211H98L97 213H96ZM28 212V213H27ZM30 212V213H29ZM51 212V213H50ZM73 212V213H72ZM133 212V211H132ZM144 212H146L145 214H144V216L142 215ZM11 213V214H10ZM46 214V216L45 215H42V214ZM56 213V214H55ZM90 213V214H89ZM98 213V214H99ZM29 214V215H28ZM49 214V215H48ZM51 214H52V216H53V214H55L53 217L51 216ZM67 214V215H66ZM72 214H73V216H72ZM89 214V215H88ZM133 214H134V212H133ZM28 215V216H27ZM35 215V216H34ZM39 215V216H38ZM59 215V216H58ZM2 216V217H1ZM9 216V217H8ZM12 216H13V218H12ZM34 216V217H33ZM36 216H37V219H36ZM43 216L44 217H46V220H45V218H43ZM48 216H50L51 218H49ZM56 216V217H55ZM84 216V217H83ZM89 216V217H88ZM135 216H128V217H134V218H132V219H134L135 221H133L132 219H130V221L129 220H126V219H128L127 217H126V221L127 222H131V220L133 221V222H131L134 226L136 225V228L135 227H133V228H135L136 230H137V226H140V225H138L137 224V222H138V220H137V222H136V219H138L139 217H141V216H139V214L137 215V216H139L138 218H137V216L135 217ZM15 217V218H14ZM17 217H18V219H21V220H19V222L21 223H17V221H18V219H17ZM29 217V218H28ZM41 217V218H40ZM64 217V218H63ZM141 217V218H142ZM10 218H12L11 220H10ZM23 218H25V219H27V220H23ZM43 218V219H42ZM65 218H67V219H65ZM139 219V221H141V220H143V219ZM16 219H17V221H16ZM30 219V220H29ZM36 219V220H35ZM61 219V220H60ZM63 219H64V221H63ZM14 221H16V222H14ZM26 221V222H25ZM27 221H30V222H27ZM45 221V222H44ZM60 221V222H59ZM125 221V222H126ZM22 222H23V224H22ZM32 222V223H31ZM34 222V223H33ZM38 222V223H37ZM43 222V223H42ZM12 223V224H11ZM14 223V224H13ZM54 223V224H53ZM63 223V224H62ZM128 223V226L131 224H129ZM135 223V224H134ZM53 224V225H52ZM58 226H56V225ZM60 226H59V225ZM15 225H18V226H15ZM25 225V226H24ZM29 225V226H28ZM52 225V226H51ZM55 225V226H54ZM61 225L63 226V227H61ZM124 225H126V224H124ZM20 226V227H19ZM127 226V225H126ZM125 226V227H126ZM127 226V227H128ZM1 227H3L2 229H1ZM14 227V228H13ZM42 227V228H41ZM124 227V226H123ZM131 227H132V225L131 226H129L128 227V229H131ZM4 228H5V230H4ZM17 228V229H16ZM24 228V229H23ZM46 228V229H45ZM56 228V229H55ZM13 229H15V230H13ZM23 229V230H22ZM27 229V230H26ZM38 229V230H37ZM49 229V230H48ZM140 228H138V230H139ZM253 229H256V228H253ZM2 230V231H1ZM22 230V231H21ZM40 230V231H39ZM45 230V231H44ZM48 230V231H47ZM56 230V231H55ZM24 231H25V234H24ZM28 231V232H27ZM30 231V232H29ZM38 231V232H37ZM77 231L79 232V233H77ZM251 231H253V230H250V232ZM256 230H254L253 232H255ZM4 232V233H3ZM34 233V235L32 234V233ZM41 232H42V234H41ZM45 232H48V233H45ZM264 232V231H263ZM20 233H21V235H20ZM77 233V234H76ZM84 233V235H82V234ZM85 233H86V235H85ZM95 233V234H94ZM136 233V232H135ZM22 234H24V235H22ZM47 234H49L48 236H47ZM55 234V235H54ZM92 234H94L95 235V238L93 237L94 235H92ZM132 234L133 235H135L134 234V232H132ZM138 234L139 235H142L140 232H138ZM256 234H257V236H259V232H258V230H257V232H256ZM261 234V233H260ZM25 235H27V236H25ZM40 237H38V236ZM43 235V236H42ZM46 235V236H45ZM77 235V236H76ZM100 235V236H99ZM145 235V234H144ZM4 236V237H3ZM25 236V237H24ZM54 236V237H53ZM74 236V237H73ZM80 236V237H79ZM86 236V237H87ZM261 236V235H260ZM262 236H264V234L262 235ZM24 237V238H23ZM26 237H28V238H26ZM33 237H37V239L36 238H33ZM41 237H42V239H41ZM43 237H46V238H43ZM70 237V238H69ZM75 237H77V238H75ZM97 237H99V238H97ZM101 237H103V238H101ZM4 238V239H3ZM52 238V239H51ZM61 238V237H60ZM66 238H69V239H66ZM101 238V239H100ZM12 239L14 240V241H12ZM35 239V240H34ZM56 239H58V240H56ZM72 239V240H71ZM76 239V240H75ZM80 239V240H81ZM89 239V240H88ZM97 240V242H96V240ZM27 240H29V241H27ZM31 240H32V242H31ZM34 240V241H33ZM53 240V241H52ZM60 240V241H59ZM67 240H69V241H67ZM77 240L79 241L78 243H77V245H76V242H77ZM102 240V241H101ZM13 243H12V242ZM23 241H24V245H23ZM65 241H67V242H69V243H67V242H65ZM76 241V242H75ZM92 243H91V242ZM2 242H4V243H2ZM26 242V243H25ZM30 242V243H29ZM44 242V243H43ZM64 242H65V244H64ZM102 242V243H101ZM104 242V243H103ZM107 242V243H106ZM121 241H119V243L117 242L116 244H120V246H121V243H120ZM37 243L39 244V246L37 247ZM59 243V244H58ZM72 243H74V245L72 244V246H71V244ZM84 243H85V246H84ZM98 243H100V244H98ZM5 244V245H4ZM7 244V245H6ZM34 244V245H33ZM44 244V245H43ZM90 244V245H89ZM13 245H15V246H13ZM32 245V246H31ZM42 245V246H41ZM53 245V247H51ZM68 245H69V248H68ZM88 245V246H87ZM92 245V246H91ZM100 245V246H99ZM111 245V247H114L115 246V243H114V245L113 244H110ZM113 245V246H112ZM7 246V247H6ZM10 246V247H9ZM11 246H13L12 248H11ZM33 246H34V248H33ZM46 246V247H45ZM55 246H57V248L58 247H60L59 249H57ZM63 248H62V247ZM76 246H77V248H76ZM83 246H84V249H83ZM104 246V247H103ZM117 246V245H116ZM119 245L117 246V247H120ZM6 247V248H5ZM30 249V251H28L29 249ZM37 247V248H36ZM57 249H55V248ZM76 249H75V248ZM90 247V248H89ZM122 247V246H121ZM258 247V246H257ZM256 247V248H257ZM3 250H2V249ZM5 248V249H4ZM9 248V249H8ZM20 248V249H19ZM25 248H27V249H25ZM40 248V249H39ZM54 248V249H53ZM71 248H73V249H71ZM89 248V251L87 250ZM92 248V249H91ZM94 248V249H93ZM114 248H116V247H114ZM259 248V247H258ZM33 249H34V251H35V253L33 252ZM38 249V250H37ZM53 249V250H52ZM65 249V250H67V249H70V250H74V251H72L73 253H71L70 252V250L68 251H63V250ZM78 249V250H77ZM154 249V250H153ZM164 251H163V250ZM260 249H262V248H260ZM4 250H6V251H4ZM10 251V252H7V251ZM37 250V251H36ZM42 250V251H41ZM50 250V251H49ZM51 250H52V252H51ZM54 250H56V251H54ZM81 250H83V251H81ZM160 250V252L158 253V251ZM162 250V251H161ZM168 250V251H167ZM170 250H172V252L174 253V254H176V253H178V254H176V255H172L173 253L170 251ZM239 250V251H238ZM256 250V251H255ZM263 250V249H262ZM261 250V251H262ZM25 251H26V253H25ZM39 251V252H38ZM63 251V252H62ZM78 251H80L81 253H78ZM119 252V253H117V252ZM132 251V252H131ZM147 251V252H146ZM148 251H149V253H148ZM155 251V252H154ZM166 251V252H165ZM185 251V250H184ZM228 251H230V256H229V253H228ZM3 252H5V253H3ZM13 252H15V253H13ZM29 254H28V253ZM34 253V255L32 254V253ZM42 253V255H41V253ZM45 253V257L43 256L44 255V253ZM55 252V253H54ZM62 254H61V253ZM65 252V253H64ZM66 252H68V253H66ZM69 252H70V254H69ZM86 254H85V253ZM114 252H115V254H114ZM138 252H139V255H138ZM164 253L163 255V257H162V253ZM183 252V251H182ZM238 252L240 253V255L239 256H241V253H243V255H244V253L245 254H247L246 252H248L249 254L251 253V254H253L252 255V257H251V255L249 256V254H248V257H251V259H249V260H247L246 259V257H243V258H245L246 260H243L244 262H242L240 259H238L239 258V256H238ZM9 253V254H8ZM38 255H37V254ZM40 253V254H39ZM53 253V255L55 254V255H57L58 253V255L60 256V258H59V256L57 255V256H53V258L55 259V260H53V258H52V256L50 255V254H52ZM64 253V254H63ZM98 253V254H97ZM100 253V254H99ZM123 253V254H122ZM127 253V254H126ZM137 253V254H136ZM147 253V254H146ZM156 253V254H155ZM158 253V254H157ZM172 253V254H171ZM257 253H259L258 255H257ZM7 254V255H6ZM29 256H28V255ZM31 254H32V256L33 257H37V256H39V257H37V258H39V261L41 260H43L42 262L40 261H38V259H34L32 256H31ZM65 254H67V255H69V256H67V255H65ZM71 254H72V256H71ZM90 254H92V256L90 255ZM104 254H105V256H104ZM168 254V255H167ZM183 254V256H186L187 258L186 259H184L181 255ZM204 254V255H203ZM261 254H264V250L262 251V253ZM5 255V256H4ZM18 255H20V256H18ZM47 255H50V256H47ZM99 255L101 256V257H99ZM111 255V256H110ZM121 255V256H120ZM123 255V256H122ZM137 256V258L139 259V260H142L141 261V263H140V261H138V259L136 258L135 259V261H137L136 263H135V261H133L134 260V258ZM150 257H149V256ZM158 255H160V256H158ZM168 257H167V256ZM206 255H207V257H206ZM226 255H227V257H226ZM255 255H257L256 257H255ZM4 256V260L2 259V257ZM7 256H9V259L7 260ZM16 256V257H15ZM18 256V257H17ZM21 256H22V258H21ZM62 256V257H61ZM86 256H87V259H86ZM89 256L90 257H93L92 259L91 258H89ZM126 256V257H125ZM148 259H144L145 257ZM166 256V257H165ZM172 256H173V258H172ZM175 256H178V262H180V263H177V261L175 260V259H177V258H174ZM264 256V255H263ZM15 257V258H14ZM46 257H50L49 259H50V261H53V263L52 262H50L49 261V259L48 258H46ZM57 257V258H56ZM104 257V259H102ZM106 257L108 258V260L106 259ZM110 257V258H109ZM149 257V258H148ZM180 257V258H179ZM204 259H203V258ZM205 257L207 258V259H205ZM209 257V258H208ZM236 257H238V258H236ZM6 258V259H5ZM12 258V259H11ZM19 258H21V259H19ZM30 258V259H29ZM43 258V259H42ZM68 259V260H66L65 261V259ZM121 260H120V259ZM126 258H127V260H126ZM131 258H133V259H131ZM160 258H161V260H160ZM212 258V259H211ZM263 258V257H262ZM45 259H47V260H45ZM57 259L58 260H61V261H59L58 263H57ZM62 259H64V261L62 260ZM164 261H163V260ZM216 259H217V262H216ZM226 259V260H225ZM236 259H238V260H240V262H238L237 263V261H236ZM253 259H255V260H253ZM6 260V261H5ZM15 260H17L16 262H15ZM28 260V261H27ZM33 260H35V261H33ZM73 260L76 262H74L73 263ZM79 260V261H78ZM85 260H87V262L85 261ZM88 260H89V262H88ZM94 261L93 263H92V261ZM111 260V261H110ZM116 260H118V261H116ZM120 260V261H119ZM126 260V261H125ZM157 260H159V261H157ZM175 260V261H174ZM180 260V261H179ZM182 260H183V263H182ZM188 260V261H187ZM214 260V261H213ZM251 260V261H250ZM55 261V262H54ZM67 261H69L68 263H66ZM162 261V262H161ZM173 261V262H172ZM191 261V262H190ZM252 261H253V263H252ZM6 262V263H5ZM32 262V263H31ZM86 262V263H85ZM118 262V263H117ZM134 262V263H133ZM186 262V263H185ZM188 262V263H187ZM205 262V263H204ZM229 262V263H228ZM262 262V263H261ZM96 264V263H95ZM231 264V263H230Z\"/></svg>",
	"mask_w": 264,
	"mask_h": 264
},
{
	"label": "bare ground",
	"instance_id": "bare-ground-1",
	"mask_svg": "<svg viewBox=\"0 0 264 264\" xmlns=\"http://www.w3.org/2000/svg\"><path fill=\"white\" fill-rule=\"evenodd\" d=\"M42 1H44V0H0V2H3V3H5V4H7V5H10V9H11V7L13 6L14 8H15V6H17L18 8H20V7H24V6H26V5H29L30 3L32 4L33 2H35V3H37V2H42ZM63 1V0H62ZM70 1V0H69ZM68 1V2H69ZM73 1V0H72ZM96 1V0H95ZM101 1V0H100ZM104 1V0H103ZM105 1H107V4H108V2L109 1H113V0H105ZM114 1H116V0H114ZM153 1H156V0H138V1H134V0H120V2H123L124 4H125V7L126 6H130V7H132L133 8V6L134 7H138V10L140 11V10H143V9H146V8H148V6L150 5V6H152V4L154 5V3H152ZM171 1H174V0H171ZM191 1V0H190ZM202 1H204V0H202ZM202 1H199L198 3H200V2H202ZM209 1V0H208ZM216 1V0H215ZM222 1H224V0H222ZM233 1V0H232ZM249 1V0H248ZM257 1V0H256ZM260 1H262V0H260ZM45 2H47L48 3V1H45ZM82 2H85V3H82ZM91 2L93 3V0H91ZM90 2V0H77L76 2H74V4L71 6H69V7H63V8H61L62 6H60V9L61 10H59L58 12H60L61 14L59 15V16H56V17H51L50 19H51V22H52V20H55V19H57V20H59V18L61 19H64L63 17L64 16H66V14H70V13H72L73 11H76V13H77V11L79 12H81V10L83 9V10H85V8L88 6L89 7V5L90 4H92ZM99 2V0L97 1V3ZM102 2V1H101ZM119 2V1H118ZM117 2V3H118ZM119 2V3H120ZM136 2V3H135ZM161 2V1H160ZM164 2V1H163ZM162 2V3H163ZM179 2V1H178ZM175 3L176 5H173V6H178L179 5V3ZM187 2V3H186ZM186 2H184L185 4H187V5H194V4H197L196 3V1L195 2H189L188 3V1H186ZM212 2H214V1H212ZM221 2V1H220ZM35 3H33V4H35ZM53 3V2H52ZM62 3V2H61ZM65 3H67V1H65ZM65 3H63L64 5H65ZM71 3V2H70ZM69 3V4H70ZM81 3L82 4H84V5H81ZM135 3V4H134ZM184 3H181V7H183L185 4ZM215 3V2H214ZM218 3H219V1H218ZM217 3V4H218ZM226 3V2H225ZM233 3V2H232ZM13 4V5H12ZM31 4H30V6H31ZM45 4V3H44ZM120 4H122V3H120ZM167 4V3H166ZM211 4H213V3H211ZM220 4V3H219ZM236 4V3H235ZM243 4H245V3H243ZM257 4H258V1H257ZM261 3H259V5H260ZM4 5V4H3ZM12 5V6H11ZM46 5V4H45ZM52 5V4H51ZM68 5V4H67ZM93 5V4H92ZM92 5H90V6H92ZM100 5V4H99ZM99 5H97V6H99ZM102 5V4H101ZM103 5H104V3H103ZM112 5L114 6L115 4L114 3H112ZM133 5V6H132ZM155 5H156V3H155ZM170 5V4H169ZM187 5L185 6V7H187ZM232 5V4H231ZM250 5V4H249ZM5 6V5H4ZM3 6V7H4ZM33 6V5H32ZM36 6V5H35ZM46 6H50V5H46ZM66 6V5H65ZM95 6V5H94ZM105 6V5H104ZM157 6V5H156ZM165 6H167V5H165ZM253 6V5H252ZM263 6L264 5H262V8H263ZM7 7V6H6ZM85 7V8H84ZM100 7V6H99ZM110 7H111V5H110ZM117 7V6H116ZM129 7V8H130ZM161 7V6H160ZM168 7V6H167ZM171 7V6H170ZM175 7H174V9H175ZM184 7V8H185ZM188 7H190V6H188ZM229 7V6H228ZM257 7V6H256ZM9 8V7H8ZM7 8V9H8ZM29 8V7H28ZM37 8V7H36ZM92 8H94V7H91V10H92ZM96 8V7H95ZM106 8V7H105ZM104 8V9H105ZM158 8V7H157ZM166 8V7H165ZM165 8H162V9H165ZM172 8V7H171ZM178 8V7H177ZM212 8H213V6H212ZM215 8H216V6H215ZM240 8V7H239ZM24 9V8H23ZM57 9V8H56ZM100 9V8H99ZM98 9V10H99ZM124 9V8H123ZM134 9V8H133ZM154 9H156V8H154ZM187 9V8H186ZM9 10V9H8ZM7 10V11H8ZM15 10V9H14ZM13 10V11H14ZM35 10V9H34ZM45 10H47V9H45ZM58 10V9H57ZM82 10V11H83ZM88 10V9H87ZM87 10H85V11H87ZM108 9H106V10H103L104 12H106ZM119 10V9H118ZM158 10V9H157ZM160 10H161V8H160ZM176 10V9H175ZM181 10V9H180ZM212 10V9H211ZM218 10V9H217ZM216 10V11H217ZM224 10H226V9H224ZM4 11V13L3 14H5V10H3ZM17 11H19L20 12V9L19 10H17ZM29 11V10H28ZM51 11V10H50ZM103 11H94L95 13H94V15H92V16H94V18L95 17H97V16H100V15H102V13L103 14H105ZM131 11H132V9H131ZM145 11V10H144ZM152 11V10H151ZM165 13H166V11L165 10H163ZM170 11H173V10H170ZM170 11H169V14H170ZM209 11H210V9H209ZM208 11V12H209ZM213 11H215V9L213 10ZM243 11V10H242ZM247 11V10H246ZM249 11V10H248ZM39 12V11H38ZM88 12V11H87ZM111 12V11H110ZM115 12V11H114ZM117 12V11H116ZM120 12H121V10H120ZM181 12V11H180ZM192 12H194V11H192ZM236 12V11H235ZM7 13V12H6ZM42 13V12H41ZM48 13V12H47ZM50 13V12H49ZM91 13H92V11H91ZM107 13V12H106ZM111 13H113V12H111ZM110 13V14H111ZM129 13V12H128ZM177 13V12H176ZM176 13H174V14H176ZM214 13V12H213ZM233 13V12H232ZM250 13V12H249ZM2 14V13H1ZM8 14V13H7ZM19 14V13H18ZM26 14V13H25ZM45 14H46V12H45ZM80 14V13H79ZM88 14V13H87ZM138 14V13H137ZM142 14H144V13H142ZM146 14V13H145ZM151 12H149V13H147L145 16L144 15H142L141 17L140 16H138V17H140L139 18V20H137L136 18L134 19L135 20V23H133V25H135V27L137 28L138 26H141L142 24H143V19H145V18H147V21H148V19H152V18H154L155 17V15L153 14H151ZM159 14H161V13H159ZM172 14V13H171ZM209 14V13H208ZM220 14H221V12H220ZM251 14V13H250ZM10 15V14H9ZM22 15V14H21ZM48 15V14H47ZM46 15V16H47ZM54 15V14H53ZM56 15V14H55ZM107 15V14H106ZM141 15V14H140ZM245 15V14H244ZM260 15V14H259ZM20 16V15H19ZM41 16V15H40ZM43 16V15H42ZM80 16V15H79ZM103 17H105L104 15H102ZM119 16V15H118ZM129 16V15H128ZM157 16V15H156ZM161 16H162V14H161ZM165 16V15H164ZM191 16H192V14H191ZM214 16V15H213ZM23 17V16H22ZM25 17V16H24ZM70 17H73V16H70ZM76 17V16H75ZM109 17V16H108ZM112 17V16H111ZM158 17H160V16H158ZM198 17H200V16H198ZM210 17H212V16H210ZM210 17H208V18H210ZM16 18V17H15ZM19 18V17H18ZM27 18V17H26ZM69 18V17H68ZM77 18H78V16H77ZM107 18V17H106ZM114 18V17H113ZM132 18V17H131ZM163 18V17H162ZM161 18V19H162ZM171 18H173V16L171 17ZM175 18H176V15H175ZM188 18H190V17H188ZM202 18V17H201ZM216 18V17H215ZM241 18V19H240ZM239 19L240 20H234L233 22H230V24L231 25H229L228 24V26L227 27H219L217 30L215 29V31H213V30H210V28L208 29V30H210V31H206V33H203V35H201V36H204V37H202L201 38V36L199 35V39L200 40H198V39H196V40H198L199 42L200 41H203V40H209V39H216V38H220V37H225V36H227V34L230 36V34H238V33H240V32H242L243 30H246V29H249V28H253L254 26H257V24H259V23H264V15H262V16H258V17H247V18H242V17H240ZM25 19V18H24ZM91 19V18H90ZM99 19V18H98ZM97 19V20H98ZM109 19V18H108ZM118 19V18H117ZM123 19V18H122ZM155 19V18H154ZM170 19V18H169ZM187 19V18H186ZM199 19V18H198ZM214 19V18H213ZM219 19H220V17H219ZM224 19H225V17H224ZM21 20V19H20ZM79 20V19H78ZM102 20V19H101ZM111 20V19H110ZM121 20V19H120ZM137 20V21H136ZM164 20H165V18H164ZM202 21H203V19H201ZM206 20H208L207 18H206ZM233 20V19H232ZM11 21V20H10ZM61 21V20H60ZM84 21V20H83ZM108 21V20H107ZM118 21V20H117ZM145 21V20H144ZM153 21V20H152ZM155 21V20H154ZM160 21H162V20H160ZM169 21V20H168ZM216 22H217V20H215ZM227 21V20H226ZM25 22V21H24ZM50 21H49V23H51ZM59 22V21H58ZM69 22H72V21H70L69 20ZM68 22V23H69ZM104 22V21H103ZM112 22V21H111ZM110 22V23H111ZM128 22H130V21H128ZM173 22H175V21H173ZM192 22V21H191ZM194 22H195V20H194ZM193 22V23H194ZM197 22V21H196ZM200 22V21H199ZM207 22V21H206ZM26 23V22H25ZM43 23H44V21H43ZM47 23V22H46ZM54 23V22H53ZM57 23V22H56ZM76 23V22H75ZM81 23V22H80ZM90 23V22H89ZM115 23V22H114ZM121 23V22H120ZM147 23V22H146ZM149 23V22H148ZM156 23H157V21H156ZM159 23H161V22H159ZM166 23V22H165ZM187 23H190L189 21L187 22ZM38 24V23H37ZM41 24V23H40ZM67 24V23H66ZM73 24V23H72ZM106 23H104V25H105ZM111 24H113V23H111ZM118 24V23H117ZM116 24V25H117ZM124 24V23H123ZM132 24V23H131ZM150 24V23H149ZM152 24V23H151ZM150 24V25H151ZM163 24H164V22H163ZM198 24V23H197ZM202 24V23H201ZM213 24H214V22H213ZM225 24V23H224ZM35 25V24H34ZM47 27H49L50 25L49 24H45ZM61 25V24H60ZM75 25V24H74ZM73 25V26H74ZM84 25V24H83ZM101 25V24H100ZM103 25V24H102ZM108 25V24H107ZM144 25V24H143ZM147 25V24H146ZM160 25V24H159ZM170 25V24H169ZM185 25V24H184ZM188 25V24H187ZM190 25H191V23H190ZM217 25H218V22H217ZM33 26V25H32ZM51 26H52V24H51ZM67 26V25H66ZM70 26V25H69ZM76 26V25H75ZM85 26H87V25H85ZM84 26V27H85ZM98 26V25H97ZM114 26V25H113ZM148 26V25H147ZM153 26V25H152ZM166 26V25H165ZM186 26V25H185ZM195 26V25H194ZM225 26V25H224ZM44 27V26H43ZM104 27V26H103ZM143 27H145V26H143ZM161 27V26H160ZM172 27V26H171ZM174 27V26H173ZM184 27V26H183ZM198 27H200L201 28V26H198ZM263 27V26H262ZM262 27H261V29H262ZM41 28H42V25H41ZM50 28V27H49ZM114 28V27H113ZM130 27H128V29H129ZM141 28H142V26H141ZM150 28H152V27H150ZM168 28V27H167ZM190 28V27H189ZM204 28H206L205 26H204ZM213 29L215 28V26H213L212 27ZM264 28V27H263ZM46 29H48V28H46ZM96 29H99V28H96ZM118 29V28H117ZM127 29V30H128ZM138 29V28H137ZM192 29V28H191ZM194 29V28H193ZM192 29V30H193ZM198 29V28H197ZM17 30V29H16ZM39 29L38 28H31V29H29L28 28V30L27 31H23V32H21V33H17V35L15 36V41L16 42H18L19 40H22L23 38H26L28 35H30V34H32L33 32H37ZM73 30H75V29H73ZM115 29H113V31H114ZM140 30V29H139ZM177 30H178V28H177ZM181 30V29H180ZM187 30H189V29H187ZM203 30V29H202ZM259 30V29H258ZM256 31L257 33L258 32H260V31ZM79 31V30H78ZM81 31V30H80ZM89 31V30H88ZM99 31V30H98ZM97 31V32H98ZM100 31H101V29H100ZM104 31V30H103ZM108 30H106V32H107ZM123 31V30H122ZM151 31H153V30H151ZM186 31V30H185ZM196 31V30H195ZM200 31V30H199ZM198 31V32H199ZM251 31V30H250ZM262 31H263V29H262ZM15 31H13V33H14ZM77 32V31H76ZM75 32V33H76ZM84 32H86V30L84 31ZM102 32V31H101ZM125 32V31H124ZM139 32V31H138ZM175 32V31H174ZM177 32V31H176ZM182 32V31H181ZM184 32V31H183ZM203 32V31H202ZM201 32V33H202ZM245 32V31H244ZM16 33V32H15ZM74 33V32H73ZM100 33V32H99ZM126 33V32H125ZM149 33V32H148ZM153 33V32H152ZM157 33V32H156ZM171 33V32H170ZM186 33H188L189 34V32H185L184 34H186ZM190 33H192V31L190 32ZM193 33H194V31H193ZM247 33V32H246ZM263 33H264V31H263ZM67 34V33H66ZM89 35H90V33H88ZM101 34V33H100ZM105 34V33H104ZM107 34V33H106ZM146 34V33H145ZM168 34V33H167ZM172 34V33H171ZM174 34V33H173ZM15 35V34H14ZM73 35V34H72ZM76 35V34H75ZM81 35V34H80ZM92 35V34H91ZM147 35V34H146ZM162 35V34H161ZM164 35V34H163ZM162 35V36H163ZM178 35H180V33L178 34ZM251 37H252V34H249ZM260 35V34H259ZM44 36V35H43ZM141 36V35H140ZM165 36H167V35H165ZM169 36V35H168ZM182 36L183 35H181L180 37H181V41H182ZM191 36V35H190ZM190 36H188V37H190ZM196 36V35H195ZM244 36V35H243ZM37 37V36H36ZM76 37V36H75ZM156 37H158V36H156ZM161 37V36H160ZM173 37V36H172ZM174 37H175V35H174ZM173 37V38H174ZM187 37V36H186ZM185 37V38H186ZM187 37V38H188ZM198 37V36H197ZM245 37H247L246 35H245ZM258 37V36H257ZM262 37H263V35H262ZM73 38H74V35H73ZM72 38V39H73ZM144 38V37H143ZM146 38V37H145ZM165 38V37H164ZM169 38V37H168ZM179 38V37H178ZM187 38H186V41H187ZM194 38H196V37H192L191 39H194ZM226 38H228V37H226ZM235 38H236V36H235ZM253 38V37H252ZM12 39V38H11ZM31 39V38H30ZM87 39V38H86ZM91 39V38H90ZM142 39V38H141ZM149 39V38H148ZM170 39V38H169ZM169 39H168V41H169ZM172 39V38H171ZM174 39H176V38H174ZM230 39H231V36H230ZM229 39V40H230ZM234 39V38H233ZM26 40V39H25ZM38 40V39H37ZM151 40H152V38H151ZM160 41H161V38L159 39ZM166 40V39H165ZM180 40H179V42H180ZM221 40H223L222 38H221ZM226 40V39H225ZM254 40V39H253ZM9 41H11V40H9ZM8 41V42H9ZM13 41V40H12ZM11 41V42H12ZM76 41H77V39H76ZM138 41V40H137ZM145 40H143V42H144ZM147 41V40H146ZM154 41H155V39H154ZM167 41V42H168ZM176 41V40H175ZM175 41L174 42H172V43H168V45H166V44H164L163 46L161 45V44H158L157 42V44L158 45H155V44H153V45H150L148 48H146V47H141V49L144 51V54H145V52H147L146 54H145V56L148 54L149 55V51H150V54H151V52L153 51H156V50H161V52L162 51H167L166 53H168V52H172L173 51V49L174 48H176L177 50H179L180 52H181V49H180V47L181 46H183L184 44H185V42H183L184 44H181V43H175ZM178 41V40H177ZM185 41V40H184ZM192 41V40H191ZM190 41V42H191ZM217 41H219V39L217 40ZM216 41V43H218ZM224 41V40H223ZM233 41V40H232ZM258 41H259V39H258ZM262 41V40H261ZM7 42V41H6ZM7 42V43H8ZM14 42V41H13ZM12 42V43H13ZM75 42V41H74ZM150 42V41H149ZM162 42V41H161ZM188 42H189V40H188ZM193 42H194V40H193ZM196 42V41H195ZM208 41H206V43H207ZM210 42V41H209ZM254 42H256V39H255V41ZM253 42V43H254ZM11 43V44H12ZM35 43V42H34ZM47 43H48V41H47ZM46 43V44H47ZM89 42H87V44H88ZM128 43V42H127ZM139 43H140V41H139ZM142 43V42H141ZM146 43V42H145ZM144 43V44H145ZM152 43V42H151ZM160 43V42H159ZM163 43V42H162ZM165 43H166V41H165ZM202 43V42H201ZM205 42H203L202 44H204ZM205 43V44H206ZM212 43H214L213 41H212ZM211 42L209 43V44H212ZM221 43V42H220ZM219 43V44H220ZM234 43V42H233ZM237 43V42H236ZM252 43V44H253ZM259 43V42H258ZM262 43V42H261ZM44 44V43H43ZM85 44V43H84ZM133 44V43H132ZM138 44V43H137ZM150 43H148V45H149ZM201 44V45H202ZM224 44V43H223ZM227 44V43H226ZM9 45V44H8ZM19 45V44H18ZM91 45V44H90ZM90 45H88V47H90ZM129 45V44H128ZM146 45V44H145ZM200 45V44H199ZM206 45H208V44H206ZM255 45V44H254ZM259 45V44H258ZM127 46V45H126ZM147 46V45H146ZM157 46V47H156ZM185 46H186V44H185ZM218 46V45H217ZM251 47H252V45H250ZM264 46V45H263ZM263 46L261 45V47L259 48L258 47V49L259 50H262V49H264L263 48ZM11 47H13L12 45H11ZM70 47V46H69ZM86 47V46H85ZM129 47V46H128ZM140 47V46H139ZM160 47V48H159ZM184 47V46H183ZM193 47V46H192ZM201 47H204L203 45L201 46ZM230 47V46H229ZM14 48H16V47H14ZM73 48V47H72ZM119 48V47H118ZM123 48H125V47H123ZM135 48H137V47H135ZM186 48V47H185ZM185 48H182L183 50L185 49ZM188 48V47H187ZM194 48H196V46L194 47ZM200 48V47H199ZM249 48V47H248ZM116 49V48H115ZM127 49V48H126ZM140 49V50H141ZM189 49V48H188ZM187 49V50H188ZM192 49V48H191ZM198 49V48H197ZM208 49V48H207ZM220 49V48H219ZM227 49V48H226ZM231 49V48H230ZM229 49V50H230ZM257 49V50H258ZM68 50V49H67ZM77 50H79V49H77ZM119 50V49H118ZM171 50V51H170ZM175 50V49H174ZM193 50V49H192ZM196 50V49H195ZM69 51H70V49H69ZM123 51V50H122ZM122 51H120V52H122ZM136 51V50H135ZM211 51H212V48H211ZM210 51V52H211ZM254 51V50H253ZM252 51V52H253ZM81 52V51H80ZM128 52V51H127ZM187 52V51H186ZM194 52V51H193ZM199 52H201V51H199ZM216 52V51H215ZM226 52V51H225ZM238 52V51H237ZM247 52V51H246ZM249 52V51H248ZM262 52H264V50H262ZM70 53V52H69ZM124 53V52H123ZM131 53H132V51H131ZM138 53H139V50H138ZM138 53H136V56H137V54ZM158 53H160V52H158ZM157 53V54H158ZM173 53H174V51H173ZM172 53V54H173ZM189 53H191V52H189ZM195 53L197 54V52L195 51ZM204 53V52H203ZM202 53V54H203ZM229 53V52H228ZM255 53L256 54H263V53H261V51L259 52L258 51V53L255 51ZM255 53H253V54H255ZM50 54V53H49ZM71 54V53H70ZM73 55L75 54L76 55V52L75 53H72ZM79 54V53H78ZM82 54V53H81ZM86 54V53H85ZM135 53L133 52V55H134ZM179 54V53H178ZM180 54H183V52L182 53H180ZM212 54V53H211ZM216 55H217V53H215ZM225 54V53H224ZM223 54V55H224ZM227 54V53H226ZM252 54V55H253ZM84 55V54H83ZM132 55V56H133ZM139 55H140V53H139ZM156 55V54H155ZM155 55H153V57L155 56ZM161 55V54H160ZM165 55V54H164ZM192 55V54H191ZM199 55V54H198ZM228 55V54H227ZM230 55V54H229ZM228 55V56H229ZM245 55V54H244ZM85 56H87V55H85ZM84 56V57H85ZM135 55H134V57L135 58H137V57H139V56H137L136 57ZM151 56V55H150ZM159 56V55H158ZM163 56V55H162ZM171 56V55H170ZM179 56V55H178ZM188 56H190V55H188ZM196 56V55H195ZM227 56V57H228ZM233 56V55H232ZM250 56V54L248 55V57ZM50 57V56H49ZM76 57V56H75ZM78 57V56H77ZM81 57V56H80ZM90 57V56H89ZM123 57V56H122ZM129 57V56H128ZM133 57V58H134ZM141 57V56H140ZM147 57V56H146ZM152 57V56H151ZM152 57V58H153ZM160 58H161V56H159ZM166 58H167V55L165 56ZM177 57V56H176ZM175 56H174V58H176ZM198 57V56H197ZM204 57V56H203ZM203 57H200L201 58V61H202V58ZM205 57H207V56H205ZM204 57V58H205ZM215 57V56H214ZM227 57H225V58H227ZM246 57V56H245ZM244 57V58H245ZM251 57V56H250ZM249 57V58H250ZM87 58V57H86ZM124 58V57H123ZM126 58H127V56H126ZM130 58H132V57H130ZM132 58V59H133ZM157 58V57H156ZM192 58H194V57H192ZM192 58H191V60H192ZM208 58V57H207ZM229 58V57H228ZM247 58V57H246ZM249 58H247V60L249 59ZM264 58V57H263ZM262 58V59H263ZM141 59V58H140ZM146 59V58H145ZM144 59V60H145ZM149 60H150V58H148ZM153 59H155V58H153ZM199 59V58H198ZM198 59H196L197 61H199ZM206 59V58H205ZM209 59H211V57H209ZM217 59V58H216ZM222 59H224V57L222 58ZM222 59H219V61H221ZM260 59V58H259ZM40 60V59H39ZM115 60V59H114ZM113 60V61H114ZM117 60H119V59H117ZM122 60H124V59H122ZM139 60V59H138ZM152 60V59H151ZM150 60V61H151ZM161 59H159V61H160ZM177 60V59H176ZM178 60H180V59H178ZM182 60V59H181ZM187 60H188V58H187ZM190 60V59H189ZM188 60V61H189ZM237 60H239L238 58H237ZM251 60V59H250ZM261 60V59H260ZM260 60H258L257 59V63H259L258 61H260ZM264 60V59H263ZM28 61V60H27ZM42 61V60H41ZM41 61H40V63H41ZM81 61V60H80ZM83 61V60H82ZM132 61V60H131ZM156 61V60H155ZM162 61V60H161ZM175 61V60H174ZM185 62H186V60H184ZM193 61V60H192ZM197 61H195V62H197ZM206 61H207V59H206ZM223 61H225V60H223ZM228 61H230L229 59H228ZM235 60H233L232 62H234ZM241 61V60H240ZM262 61V60H261ZM84 62H86V61H84ZM124 62V61H123ZM126 62V61H125ZM129 62V61H128ZM135 62V61H134ZM149 62V61H148ZM165 62V61H164ZM168 62V61H167ZM176 62V61H175ZM205 62V61H204ZM213 62V61H212ZM216 62H217V60H216ZM239 62V61H238ZM252 62V61H251ZM255 62V63H256ZM21 63V62H20ZM106 63V62H105ZM116 63H118V62H116ZM155 62H152V65L154 64ZM190 63H192V62H190ZM189 63V64H190ZM193 63H194V61H193ZM22 64V63H21ZM39 64V63H38ZM108 64V63H107ZM110 64H113V63H110ZM121 64V63H120ZM128 64V63H127ZM135 64V63H134ZM140 64H142V63H140ZM185 64V63H184ZM206 64V63H205ZM229 64H231V63H229ZM236 63H234V65H235ZM252 64V63H251ZM259 64H261V63H259ZM258 64V65H259ZM9 65V64H8ZM30 65V64H29ZM34 65V64H33ZM32 65V66H33ZM163 65V64H162ZM166 65H169V63L168 64H166ZM174 65V64H173ZM181 65V64H180ZM179 65V66H180ZM183 65V64H182ZM186 65V64H185ZM197 65V64H196ZM199 65V64H198ZM209 65V64H208ZM212 65V64H211ZM245 65H247V64H245ZM264 65V64H263ZM31 66V65H30ZM51 66V65H50ZM66 66H68V65H66ZM112 66V65H111ZM129 66H131V65H129ZM128 66V67H129ZM133 66V65H132ZM145 66V65H144ZM150 66H151V64H150ZM154 66V65H153ZM177 66V65H176ZM192 66V65H191ZM203 66V65H202ZM250 67H251V65H249ZM248 66V67H249ZM9 67V66H8ZM16 67V66H15ZM14 67V68H15ZM53 67V66H52ZM65 67V66H64ZM119 67V66H118ZM126 67V66H125ZM124 67V68H125ZM157 67V66H156ZM155 67V68H156ZM160 67V66H159ZM181 67V66H180ZM189 67V66H188ZM188 67H186V69H184L183 68V66H182V68L184 69V70H189L190 71V69H188ZM194 67V64H193V66L192 67H190V68H193ZM204 67V66H203ZM202 67V68H203ZM208 67V66H207ZM212 67V66H211ZM247 66H246V68H248ZM256 67V66H255ZM261 67V66H260ZM133 68V67H132ZM147 68V67H146ZM151 68V67H150ZM158 68V67H157ZM174 68V67H173ZM176 68V67H175ZM197 68V67H196ZM199 68V67H198ZM197 68V69H198ZM201 68V67H200ZM233 68H235V67H233ZM232 68V69H233ZM240 68V67H239ZM238 68V69H239ZM257 68H259V67H257ZM115 69V68H114ZM144 69V68H143ZM148 69V68H147ZM180 69V68H179ZM183 69H181V70H183ZM195 69V68H194ZM206 69V68H205ZM209 69V68H208ZM210 69H212V68H210ZM250 69V68H249ZM255 70H256V68H254ZM260 69V68H259ZM258 69V70H259ZM65 70V69H64ZM117 70H119V69H117ZM139 70V69H138ZM231 70V69H230ZM229 70V71H230ZM251 70V69H250ZM261 70H262V68H261ZM102 71V70H101ZM105 71V70H104ZM104 71H103V73H104ZM123 71H126V70H123ZM144 71V70H143ZM146 71V70H145ZM149 71L151 72V70L149 69ZM187 71H183L184 73H186L187 74ZM210 71V70H209ZM214 71H215V69H214ZM216 71L218 72V70L216 69ZM220 71V70H219ZM232 71V70H231ZM257 71V70H256ZM255 71V72H256ZM15 72V71H14ZM99 72V71H98ZM110 72V71H109ZM167 72H169V71H167ZM170 72L172 73L173 71H172V69H170ZM180 72V71H179ZM178 72V73H179ZM191 72V74H193L192 73V70L190 71ZM190 72H188V74H190ZM196 72V71H195ZM198 72V71H197ZM212 72V71H211ZM244 72V71H243ZM254 72V73H255ZM258 72V71H257ZM263 72V71H262ZM73 73V72H72ZM100 73V72H99ZM106 73H107V71H106ZM118 73V72H117ZM163 73V72H162ZM174 73H175V71H174ZM174 73H172V75L174 74ZM184 73H182V74H184ZM223 73H225V72H223ZM227 73V72H226ZM246 73V72H245ZM251 73V72H250ZM261 73V72H260ZM89 74V73H88ZM96 74V73H95ZM101 74V73H100ZM125 74H127V73H125ZM147 74V73H146ZM177 74V73H176ZM175 74V75H176ZM200 74V73H199ZM220 74H222L221 72H220ZM228 74H230V73H228ZM244 74V73H243ZM252 74H253V72H252ZM256 74V73H255ZM259 74V73H258ZM257 74V75H258ZM61 75V74H60ZM68 75V74H67ZM108 75V74H107ZM122 75V74H121ZM137 75H140V74H138L137 73ZM181 75V74H180ZM197 75V74H196ZM219 75V74H218ZM233 75V74H232ZM261 75V74H260ZM86 76H88V75H86ZM117 76V75H116ZM115 76V77H116ZM119 76V75H118ZM132 76V75H131ZM144 76V75H143ZM165 76H167V74L165 75ZM164 76V77H165ZM174 76V75H173ZM177 77H179V74L178 75H176ZM176 76L173 78L175 81H176V79H178V78H176ZM182 76V75H181ZM180 76V79L178 80L179 82L181 81V80H184V79H182V78H184V76L183 77H181ZM186 76V75H185ZM188 76V75H187ZM193 76V75H192ZM191 76V77H192ZM198 76V75H197ZM212 76V75H211ZM234 76V75H233ZM245 76V75H244ZM250 76V75H249ZM264 76V75H263ZM102 77V76H101ZM113 77V76H112ZM111 77V78H112ZM145 77H148L147 75L145 76ZM190 77V78H191ZM196 77V76H195ZM260 77V76H259ZM262 77V76H261ZM260 77V78H261ZM69 78V77H68ZM106 78H108L107 76H106ZM110 78V79H111ZM123 78V77H122ZM136 79H137V77H135ZM151 78H153V77H151ZM157 78V77H156ZM155 78V79H156ZM161 78V77H160ZM163 78V77H162ZM176 78V79H175ZM187 77H185V79H186ZM189 78V79H190ZM193 78V77H192ZM198 78H199V76H198ZM218 78V77H217ZM217 78H212L211 80L212 81H216L217 80ZM227 78H229V76L227 77ZM232 78V77H231ZM254 78V77H253ZM80 79V78H79ZM96 79V78H95ZM102 79H103V77H102ZM119 79V78H118ZM135 79V80H136ZM154 79V78H153ZM152 79V80H153ZM168 79V78H167ZM171 79V78H170ZM169 80L170 82H172V81H174V80ZM200 79V78H199ZM221 79V78H220ZM225 79H226V77H225ZM236 79H237V76H236ZM248 79H249V81H250V78L248 77ZM255 79H256V77H255ZM262 79V78H261ZM264 79V78H263ZM263 79H262V83H264L263 82ZM66 80V79H65ZM77 80V79H76ZM75 80V81H76ZM127 80H129V78H127ZM157 80V79H156ZM155 80V81H156ZM188 80V79H187ZM194 80V79H193ZM198 80V79H197ZM219 80V79H218ZM224 80V79H223ZM234 80V79H233ZM246 80V79H245ZM252 80V79H251ZM254 80V79H253ZM252 80V81H253ZM111 81V80H110ZM149 81H151V80H149ZM154 81V80H153ZM161 81V80H160ZM164 81V80H163ZM190 81H192V80H190ZM203 81V80H202ZM209 81H210V79H209ZM208 81V79H207V82H209ZM220 81V80H219ZM249 81H247V82H249ZM64 82V81H63ZM74 82V81H73ZM72 82V83H73ZM79 82V81H78ZM102 82V81H101ZM148 82V81H147ZM157 82V81H156ZM162 82V81H161ZM177 82V81H176ZM184 82V81H183ZM185 82H186V80H185ZM184 82V83H185ZM211 82V81H210ZM224 82H226L225 80H224ZM223 82V83H224ZM242 82V81H241ZM82 83V82H81ZM123 83V82H122ZM144 83V82H143ZM155 83V82H154ZM168 83V82H167ZM166 83V84H167ZM174 84H177V83H175V82H173ZM183 83V85H185ZM192 83V82H191ZM195 84H198V82L196 83V81L194 82ZM200 83H201V81H200ZM220 83H222V82H220ZM219 83V84H220ZM236 83V82H235ZM238 83V82H237ZM245 83H246V81H245ZM251 83V82H250ZM253 83H255V82H253ZM257 83H259V80H258V82ZM68 84V83H67ZM76 84V83H75ZM83 84V83H82ZM106 84V83H105ZM109 84V83H108ZM147 84V83H146ZM162 84V83H161ZM213 84V83H212ZM242 84V83H241ZM252 84V83H251ZM261 84V83H260ZM71 85V84H70ZM78 85V84H77ZM115 85H116V83H115ZM140 85H142V83L140 84ZM150 85V84H149ZM151 85H153V84H151ZM156 85H160V83L159 84H156ZM168 85V84H167ZM187 85V84H186ZM193 85V84H192ZM203 85V84H202ZM216 85V84H215ZM222 85V84H221ZM220 85V86H221ZM228 85V84H227ZM234 85H236V84H234ZM240 85V84H239ZM259 85V84H258ZM102 86V85H101ZM138 86H139V84H138ZM170 86H171V84H170ZM173 86H175V85H173ZM181 86V85H180ZM189 86H190V84H189ZM218 86V85H217ZM237 86V85H236ZM240 86H244V85H240ZM240 86H239V88H240ZM255 86V85H254ZM254 86H248L247 84H246V87H241L240 89H235L234 90V88L232 89V87H231V89H232V91H230L229 90V92H227L226 90H224V93L226 92V94H218V93H209V95L208 94H206L207 96L206 97H204V96H201V97H203L204 99L203 100H200V101H198L197 103H195V100L192 102V100H191V102H192V104L193 105H195V104H197L198 106H196V107H200V109H201V107H213V108H215L214 110H216L217 109V111H218V113H216V111L215 112H213L214 113V115H210V116H207V115H204L205 114V111H203L204 112V114H203V116L200 114V112H202L200 109H198L197 110V112L196 113H198V115L199 116H202V117H197V116H195V117H193V119H190V120H186V121H184L185 119H189V116L191 115V116H193L191 113L193 112H191V111H189L190 112V115L188 116H186L185 115V117H180V115L181 114H179V117L180 118H182V122H176V123H169V122H166V120L164 121V123L162 122V120L163 119H165V118H163L162 116H160V118L162 117L163 119L161 120V122L158 120V119H156L157 120V122H155L154 124H151V126L150 125H146V126H148V128L147 127H145L149 132L151 131V133L150 134H148L149 136H150V140L149 141H154L155 140V143L157 144V146H159V147H157V149H155V151H153V150H150L151 151V153H156V154H158V155H156L154 158H153V160L151 161V163L148 165V168H146V169H143V168H141V166H145V165H143L142 163H144V162H142L141 163V161H139L141 164H140V169H141V171L138 169L137 171H138V177H133V181L132 182H134V178H135V181H136V179H137V182H134V183H137V184H132V182H130L131 180H129L128 179V177L130 176H126L127 175V169H126V167H125V165L128 163L129 164V162H127L128 160L127 159H129L130 160V158H132L133 159V156H134V153H132V151H131V153H132V155L133 156H131V153L130 152H127V153H130V157L129 158H127V156L125 157V156H123V153H126L125 151H124V149L125 148H133V146L134 145H136L137 146V144L138 143H140V144H142V142L145 140V139H148L147 138V135L144 137V139H141L142 138V136L140 135L141 133L138 131L137 133L139 134V135H137V137H138V140H137V138H136V136H135V133H134V130H133V128L131 129V128H129V130H131L133 133V135H130V134H128V135H130V136H134L133 138L131 137V139L132 140H128V138H125V142H124V140L122 139L121 140V137H120V144H118L119 142H118V140H119V138H117L118 140H117V142H115V144H113L112 146H110L109 144L107 145V148H108V146H109V148H108V150H105V152H107L108 154V156H106V157H109V156H112V157H109L110 159L111 158H113V159H111V160H113V161H111L110 163H112V164H110V163H108V166H111V168H110V170L107 168V167H105L109 172H107V170L105 171V169L103 168L105 165H103L104 164V162H103V166L101 167L100 166V169H101V171L105 174V172H107L105 175L102 173L101 175H104V176H110V174H111V182H112V186H113V188H111L112 189V192L113 193H115V191H117L118 189L119 190H122V189H120V187L118 188V186L117 185H120L121 183H123V181L125 182V181H127V179H128V181H129V184L132 186H128V184H126V186L125 187H128V188H130V189H132V190H130L129 189V191L127 192V195L125 194L124 196H126L127 198H125L124 200V202L123 203H121V204H115V206L113 205L112 206V204H108V202H106V200H109V199H107L106 197V200L104 201L105 203H107L108 205L107 206H105L106 204H104V202L101 204V201L99 202L100 203V205H97V206H100L99 208L97 207V206H95L96 208H94V209H97V210H100V213L98 212V211H96V213H97V215H95L94 217H92V215H89V216H91V217H89V218H84V219H82V218H76L71 224H69V225H67V226H65L64 228H59V229H57V233H58V238L59 239H62L63 238V240H64V237H68V236H70V235H72L73 234V232L76 230V228L77 229H81V231H83V232H88V236L86 235V233H85V235L87 236H82L83 238L81 239V238H78L79 239V241H81V242H84L85 240H86V238H88L89 236H90V233H92V232H100V233H98V234H101L102 233V235H104L103 237L104 238H106V236H107V242H109V243H107L108 245L106 246V247H104L102 250H103V252L104 253H106V254H108V256H109V254H111L112 252H113V250L114 249H120L121 250V248H123L126 244H129V245H126V246H129L128 248H127V250H130L129 248H132L133 249V247H136V248H139L140 250H143V249H146L147 248V250H148V248H150V247H153V248H155L156 247V250L155 251H157V247H167V248H172V249H175V250H177V249H184V250H182L181 251V253H188V255H190V256H192V257H197L198 255H196V254H198L199 252H205L207 255H212L211 257H214V259L215 258H217V257H219V259H220V261H222V259L223 258H221L220 257V255H221V253H222V251H223V253L226 251V250H233V251H235L236 249H239V250H249L250 248L252 249H259L258 251H260V254L259 253H257V255L259 254V255H261V257H260V260L262 259L263 261H264V254H261L262 253V251L264 250V236H262L263 234H264V85L262 84V85H259L258 87H254ZM72 87V86H71ZM77 87V86H76ZM94 87H95V84H94ZM103 87V86H102ZM106 87V86H105ZM119 87V86H118ZM143 87V86H142ZM141 87V88H142ZM161 87V86H160ZM166 87V86H165ZM168 87V86H167ZM198 87V86H197ZM203 87H205V85H203ZM206 87H207V85H206ZM219 87V86H218ZM223 87V86H222ZM254 87V88H253ZM78 88V87H77ZM112 88V87H111ZM135 88V87H134ZM143 88H145V86L143 87ZM162 88V87H161ZM181 88V87H180ZM184 87H182V89H183ZM200 88V87H199ZM107 89V88H106ZM137 89V88H136ZM135 89V90H136ZM145 89H147V88H145ZM152 89V88H151ZM163 89V88H162ZM174 89V88H173ZM188 89H190L189 87H188ZM187 89V90H188ZM208 88H206V90H207ZM229 89V88H228ZM100 90V89H99ZM98 90V91H99ZM108 90V89H107ZM143 90V89H142ZM168 90V89H167ZM171 90V89H170ZM179 90V89H178ZM181 90V89H180ZM210 90V89H209ZM33 91V90H32ZM62 91V90H61ZM101 91V90H100ZM106 91V90H105ZM109 91V90H108ZM113 91V90H112ZM147 91V90H146ZM145 91V92H146ZM151 91V90H150ZM164 91V90H163ZM182 91V90H181ZM221 91L223 92V90L221 89ZM20 92V91H19ZM101 92H103V91H101ZM142 92V91H141ZM178 92V91H177ZM183 92H184V90H183ZM214 92H218V91H214ZM22 93V92H21ZM24 93V92H23ZM97 93V92H96ZM100 93V92H99ZM106 93H108V92H106ZM116 93V92H115ZM131 93H132V91H131ZM137 93H139V92H137ZM143 93V92H142ZM155 93H157V94H159L158 92H155ZM161 93V92H160ZM170 93V92H169ZM188 93V92H187ZM189 93H190V90H189ZM93 94V93H92ZM102 94H104V93H102ZM135 94V93H134ZM144 94V93H143ZM148 94H149V92H148ZM147 94V95H148ZM154 94V93H153ZM157 94H155V95H157ZM182 94V93H181ZM186 94V93H185ZM165 95V94H164ZM190 94H188V96H189ZM22 96H23V94H22ZM26 96H28V95H26ZM32 96V95H31ZM58 96V95H57ZM83 96V95H82ZM95 96V95H94ZM101 96V95H100ZM117 96H120V95H117ZM116 96V97H117ZM128 96V95H127ZM126 96V97H127ZM131 96V95H130ZM129 96V97H130ZM133 96V95H132ZM131 96V97H132ZM151 96H153V95H151ZM159 96V95H158ZM169 96H171V95H169ZM173 96V95H172ZM187 96V95H186ZM193 96V95H192ZM195 96H197V95H195ZM61 97V96H60ZM85 97V96H84ZM109 97V96H108ZM112 97H115V96H111V98ZM121 97V96H120ZM155 97V96H154ZM165 97V96H164ZM182 97H183V95H182ZM66 98H68V97H66ZM87 98V97H86ZM98 98V97H97ZM138 98V97H137ZM141 98V97H140ZM146 98V97H145ZM151 98H153V97H151ZM160 98V97H159ZM158 98V99H159ZM162 98V97H161ZM168 98V97H167ZM180 98V97H179ZM90 99V98H89ZM91 99H93V98H91ZM98 99H100V101H101V98H98ZM97 99V100H98ZM113 99V98H112ZM133 99H134V97H133ZM170 99V98H169ZM182 99V98H181ZM201 99V98H200ZM106 100V102H107V99H105ZM109 100V99H108ZM111 100V99H110ZM109 100V102H111ZM114 100V99H113ZM127 100V99H126ZM125 100V101H126ZM134 100H136V99H134ZM139 100V99H138ZM154 100V99H153ZM161 100V99H160ZM183 100V99H182ZM181 100V101H182ZM198 100V99H197ZM75 101V100H74ZM84 101V100H83ZM82 101V102H83ZM91 102H92V100H90ZM129 101H131V100H129ZM159 101V100H158ZM165 101V100H164ZM178 101V100H177ZM184 101V100H183ZM67 102V101H66ZM90 102V103H91ZM105 102V101H104ZM106 102H105V104H106ZM140 102V101H139ZM143 102V101H142ZM141 102V103H142ZM156 102V101H155ZM154 102V103H155ZM188 102V101H187ZM190 102V101H189ZM68 103V102H67ZM78 103H79V101H78ZM81 103V102H80ZM83 103H85V102H83ZM99 103H102V102H99ZM108 103V102H107ZM116 103V102H115ZM115 103H113V104H115ZM127 103V102H126ZM129 103V102H128ZM131 103V102H130ZM161 103H162V101H161ZM164 103V102H163ZM172 103V102H171ZM72 104H73V102H72ZM72 104H70V105H72ZM123 104V103H122ZM183 104H184V102H183ZM182 104V105H183ZM58 105V104H57ZM64 105V104H63ZM74 105V104H73ZM78 105H80V104H78ZM91 105V104H90ZM95 105V104H94ZM103 105V104H102ZM126 105V104H125ZM168 105H169V103H168ZM177 105V104H176ZM185 105V104H184ZM188 105H190L189 103H188ZM65 106H66V104H65ZM81 106V105H80ZM83 106V105H82ZM110 106H112V105H110ZM114 106V105H113ZM122 106V105H121ZM129 105H127V107H128ZM161 106H162V104H161ZM178 106V105H177ZM194 106V107H195ZM55 107V106H54ZM74 107V106H73ZM79 106H77V108H78ZM100 107H102V106H100ZM120 107V106H119ZM134 107V106H133ZM138 107H140V106H138ZM143 107V106H142ZM153 107V106H152ZM166 107H168V106H166ZM186 107H187V105H186ZM219 107V108H218ZM56 108V107H55ZM54 108V109H55ZM59 108V107H58ZM62 108V107H61ZM65 108V107H64ZM69 108V107H68ZM117 108V107H116ZM161 108V107H160ZM159 107H158V109H160ZM164 108V107H163ZM172 108H173V106H172ZM184 108V107H183ZM182 108V109H183ZM188 108V107H187ZM221 108H223V109H221ZM53 109V108H52ZM60 109V108H59ZM63 109V108H62ZM62 109H60V110H62ZM83 109V108H82ZM81 109V110H82ZM90 109V108H89ZM96 109H97V107H96ZM99 109V108H98ZM107 108H105L104 107V110H103V108L101 109V110H99V111H101L102 112V110H103V113L102 114H104L105 115V112H106V115L105 116H107V110H106ZM113 108H111V109H109V110H112ZM115 109V108H114ZM118 109V108H117ZM126 109V108H125ZM142 109V108H141ZM148 109V108H147ZM168 110L170 109V108H167ZM175 109V108H174ZM176 109H180L179 108V106L176 108ZM182 109H180V113H181V110ZM185 109V111L183 110V112H186V108H184ZM196 109V108H195ZM207 109V108H206ZM224 110V111H227V112H224V111H222L221 113H220V111L221 110ZM25 110V109H24ZM48 110H49V108L46 110L47 112H48ZM57 110V109H56ZM55 110V111H56ZM70 110H73V109H70ZM75 110V109H74ZM79 110V109H78ZM78 110L76 109V111H77V113H78ZM91 110H93V109H91ZM90 110V111H91ZM108 110V111H109ZM127 110V109H126ZM149 110V109H148ZM152 111H154V109H151ZM156 110V109H155ZM162 110H164V109H162ZM167 110V111H168ZM173 110V109H172ZM189 110H190V108H189ZM193 110V109H192ZM28 111V110H27ZM35 111V110H34ZM34 111H33V113H34ZM37 111V110H36ZM42 111V110H41ZM41 111H40V113H41ZM45 111V110H44ZM43 111V112H44ZM64 111V110H63ZM68 111V110H67ZM86 111V109L84 110L83 109V112H82V114L84 113ZM89 111V110H88ZM119 111V110H118ZM145 111V110H144ZM161 111V109L159 110V112ZM166 111V112H167ZM174 111V110H173ZM178 111V110H177ZM29 112H32V111H30L29 110ZM38 112V111H37ZM42 112V113H43ZM52 112V111H51ZM71 112H73V111H70L69 113L71 114ZM79 112H81V111H79ZM94 112H96V111H94ZM98 112V111H97ZM111 112H113V111H111ZM131 112V111H130ZM136 112V111H135ZM148 112V111H147ZM164 112V111H163ZM188 112V111H187ZM189 112L187 113V114H189ZM210 111H208V112H206V113H209ZM45 113V112H44ZM57 113V112H56ZM61 113H65V111L64 112H61ZM85 113H87V111L85 112ZM90 113V112H89ZM114 113H115V111H114ZM134 113V112H133ZM132 113V114H133ZM142 113H143V110H142ZM152 113V112H151ZM150 113V114H151ZM169 113V112H168ZM171 113V112H170ZM169 113V114H170ZM174 113H175V111H174ZM174 113L172 114V116H174ZM177 113H179V112H177ZM176 113V114H177ZM36 113H34V115H35ZM39 114V113H38ZM46 114V113H45ZM53 114V113H52ZM68 114V113H67ZM80 114V113H79ZM82 114H80V115H82ZM93 114V113H92ZM96 114V113H95ZM101 114V115H102ZM109 114H110V112H109ZM119 115H120V113H118ZM118 114L116 115V116H118ZM132 114H131V116H132ZM136 114H138V113H136ZM136 114L134 115V116H136ZM141 114V113H140ZM156 114V113H155ZM163 114V113H162ZM161 114V115H162ZM168 114V115H169ZM183 114H185V113H183ZM32 115V114H31ZM33 115V116H34ZM40 115V114H39ZM42 115V114H41ZM49 115H51V113L49 114ZM49 115H47L46 117H48ZM69 115V114H68ZM73 115H75V114H73ZM72 115V116H73ZM78 115V114H77ZM91 115V114H90ZM100 115V116H101ZM110 115H112V114H110ZM113 115H115V114H113ZM112 115V116H113ZM124 115V114H123ZM125 115H127V114H125ZM124 115V116H125ZM152 115V114H151ZM168 115H167V117H168ZM32 116V117H33ZM37 116V115H36ZM43 116H45V115H43ZM70 116V115H69ZM84 117H83V119H85V117H86V115L84 114L83 115ZM89 116V115H88ZM87 116V118H89ZM103 116V115H102ZM101 116V117H102ZM112 116H111V118H112ZM124 116L122 117V116H120V117H122V118H124ZM145 116V115H144ZM156 116V115H155ZM158 116V115H157ZM164 116H165V114H164ZM171 116V117H172ZM182 116V115H181ZM190 116V117H191ZM25 117H27V116H25ZM29 118H30V116H28ZM42 117V116H41ZM65 117V116H64ZM67 117V116H66ZM75 117V116H74ZM95 117V116H94ZM150 117H153V115L152 116H150ZM166 117V116H165ZM176 118V117H173L172 119L174 120H178V119H180V118ZM187 117V118H186ZM16 118V117H15ZM24 118V117H23ZM39 118V117H38ZM42 118H45V117H42ZM68 118H70V117H68ZM68 118H58V119H54V121H56V122H60V123H56L55 125L56 126H58L59 125V127H60V130L62 129L63 130V134H64V136H65V133H64V128L66 129H69L68 127L71 125V124H73L72 123V119L71 120H69ZM78 118V117H77ZM77 118H76V120H77ZM80 118H81V116H80ZM79 118V119H80ZM115 118V117H114ZM117 118V117H116ZM127 118V117H126ZM130 118V117H129ZM133 118V117H132ZM137 118V117H136ZM143 118V117H142ZM141 118V119H142ZM185 118V119H184ZM192 118V117H191ZM33 119L35 120V119H37V118H35V117H33ZM41 119V118H40ZM49 119V118H48ZM102 119H104V117L102 118ZM106 119V118H105ZM110 119V118H109ZM125 119V118H124ZM128 119V118H127ZM135 119V118H134ZM137 119H139V120H137ZM137 119H135V120H137V123H141L140 122V118L138 117ZM145 119H146V116H145ZM148 119V118H147ZM146 119V120H147ZM23 120H25V119H23ZM27 120V119H26ZM32 120V119H31ZM30 120V121H31ZM45 120H46V118H45ZM45 120H43V121H45ZM74 120V122H75V118L73 119ZM82 120V119H81ZM90 120V119H89ZM112 120H114V119H112ZM123 120V119H122ZM129 120H131V119H129ZM153 120V119H152ZM155 120V121H156ZM29 120H27V122H28ZM36 121V120H35ZM34 121V122H35ZM39 120H37L36 122H38ZM41 121V120H40ZM40 121H39V123H40ZM47 121V120H46ZM46 121H45V123H46ZM79 121V120H78ZM75 122V123H77V124H79L80 126H81V131H82V129H83V131H85L84 129L85 128H91V127H96V126H101L102 124H104L103 122H98V121H88L87 119H85V120H82L81 122ZM104 121H106V120H104ZM108 121V120H107ZM106 121V122H107ZM119 121H120V118H119ZM123 121H126V120H123ZM139 121V122H138ZM154 121V120H153ZM34 122H28L27 123V129L29 130V128H30V130H33V129H31L32 128V126L34 127L35 125L33 124V125H31L32 123H34ZM110 122H111V120H110ZM110 122H109V124H110ZM113 122H115V120L113 121ZM118 122V121H117ZM132 122H133V119H132ZM166 122V123H165ZM171 122V121H170ZM173 122V121H172ZM38 123V124H39ZM122 123V122H121ZM125 123V122H124ZM127 123L128 124H130L129 123V121H127ZM137 123H136V125H137ZM169 123V125H167ZM0 124H2V123H0ZM37 124V125H38ZM41 125H42V122L40 123ZM54 124V123H53ZM77 124L76 125H71V126H75V128H76V126H77ZM106 124V123H105ZM104 124V125H105ZM107 124H108V122H107ZM114 124V123H113ZM119 124V123H118ZM142 124V123H141ZM144 124V123H143ZM15 125H16V123H15ZM19 125H20V123H19ZM40 125V126H41ZM112 125V124H111ZM124 124L122 123V126H123ZM139 125V124H138ZM137 125V126H138ZM2 126V125H1ZM8 126H10V125H8ZM25 127H23V128H26V125H24ZM39 126V127H40ZM52 126V125H51ZM68 126V127H67ZM80 126H78L79 128H80ZM107 126V125H106ZM118 126H120V125H118ZM122 126H120L121 128H122ZM134 126V125H133ZM141 126V125H140ZM11 127V126H10ZM20 127V126H19ZM36 128H37V126H35ZM62 127V128H61ZM82 127H84V128H82ZM103 127V126H102ZM109 127V130L111 131V129H110V127L111 126H108ZM128 127H130V125H128ZM139 127V126H138ZM2 128H3V126H2ZM7 128V127H6ZM18 128V127H17ZM22 128V127H21ZM40 128H43L42 126L40 127ZM47 128V127H46ZM58 127H54V128H52V131L54 130L55 131V129H57ZM74 128V127H73ZM74 128V129H75ZM99 128V127H98ZM104 128V127H103ZM113 128V127H112ZM118 128V127H117ZM117 128H115V130L117 129ZM124 128V127H123ZM135 128H137V127H135ZM139 128H141V127H139ZM145 128H142V129H144V130H146ZM8 129H9V127H8ZM13 129V128H12ZM19 129V128H18ZM39 129V128H38ZM59 129V128H58ZM71 129V128H70ZM100 129H102V128H100ZM106 129V128H105ZM104 129V130H105ZM120 129V128H119ZM128 129V128H127ZM141 129V130H142ZM4 130H5V128H4ZM24 130H26V129H24ZM28 130H26V131H28ZM41 130V129H40ZM44 130H46V129H44ZM76 130V129H75ZM98 130V129H97ZM103 130V131H104ZM108 130V129H107ZM121 130V129H120ZM126 130V129H125ZM1 131V130H0ZM5 131H9V130H5ZM15 131V130H14ZM20 131V130H19ZM36 131H38V130H36ZM58 131V130H57ZM77 131V130H76ZM78 131H80V129H78ZM81 131H80V133H81ZM100 131V130H99ZM106 131V130H105ZM116 131H119V130H116ZM115 131V132H116ZM2 132H3V129H2ZM33 132H34V130H33ZM66 132H67V130H66ZM73 132V131H72ZM97 132V131H96ZM114 132V131H113ZM123 132V131H122ZM121 132V133H122ZM126 132V131H125ZM143 132H146V131H143ZM52 133V132H51ZM51 133H50V135H48V136H51ZM55 133H56V131H55ZM59 133V132H58ZM57 133V134H58ZM61 134H62V132H60ZM79 133V134H80ZM98 133V132H97ZM107 133V132H106ZM119 133V132H118ZM69 134H70V132H69ZM82 134V133H81ZM99 134H101L100 132H99ZM108 134H109V132H108ZM107 134V135H108ZM114 134V133H113ZM112 134V135H113ZM8 135V134H7ZM25 135V134H24ZM27 135V134H26ZM72 135H73V133L71 134V138H73L72 137ZM94 135V134H93ZM104 135H105V133H104ZM107 135H105L106 137H109V136H107ZM112 135H111V137H112ZM116 135V134H115ZM114 135V137H116ZM47 136V135H46ZM47 136V137H48ZM53 136L54 135H52V138H51V140H49V141H51L52 142V140L54 141V139H53ZM74 136V135H73ZM76 136V135H75ZM74 136V137H75ZM104 136V137H105ZM121 136V135H120ZM124 136V135H123ZM127 136V135H126ZM139 136H141V137H139ZM21 137H22V135H21ZM55 137V136H54ZM59 137H60V135H59ZM61 137L62 138H65V137H63V135H61ZM68 138H70L69 136H67ZM66 137V138H67ZM88 137V136H87ZM97 137V136H96ZM101 137H102V135H101ZM100 137V138H101ZM110 137V138H111ZM125 137V136H124ZM24 137H22L21 139H23ZM37 138H40V137H37ZM44 138H46V137H44ZM61 138V139H62ZM92 139H93V137H91ZM123 138V137H122ZM152 138V139H151ZM49 139H50V137H49ZM57 139V138H56ZM60 139V140H61ZM89 139H90V136H89ZM98 139H99V135H98ZM135 139V140H134ZM1 140V139H0ZM11 140V139H10ZM17 140V139H16ZM84 140H86V139H84ZM96 141H98L97 140V138L95 139ZM100 140H102V139H100ZM104 140V139H103ZM102 140V141H103ZM108 140V139H107ZM107 140H105L104 142H107ZM111 140V139H110ZM109 140V141H110ZM11 141H13V140H11ZM19 141H21V140H19ZM47 141V140H46ZM58 141V140H57ZM56 141V142H57ZM91 141V140H90ZM101 141V142H102ZM115 141V140H114ZM114 141H112V142H114ZM124 143H123V142ZM152 141V142H153ZM9 142V141H8ZM51 142L49 143V145H47V147L49 146L50 147V144H51ZM55 142V141H54ZM84 142V141H83ZM88 142V140H86V143ZM95 142V141H94ZM103 142V143H104ZM111 142V141H110ZM110 142H108V143H110ZM151 142V143H152ZM53 143V142H52ZM58 143V142H57ZM85 143V144H86ZM89 144H87V145H93V143H90V142H88ZM100 143V142H99ZM98 142H97V145L99 144ZM103 143L101 144V145H103ZM3 144V143H2ZM16 144V143H15ZM54 144V143H53ZM83 144V143H82ZM84 144V145H85ZM107 144V143H106ZM147 144V143H146ZM57 145V144H56ZM59 145V144H58ZM84 145H82V147L84 146ZM86 145V146H87ZM91 145V147H93ZM97 145H95V146H97ZM104 145H105V143H104ZM4 146V145H3ZM15 146V145H14ZM52 146V145H51ZM136 146H135V148H136ZM141 146V145H140ZM142 146H143V144H142ZM141 146V147H142ZM45 147V146H44ZM81 147V148H82ZM90 147V146H89ZM90 147V148H91ZM99 147H100V145H99ZM106 147V146H105ZM151 147H153V143H152V145H151ZM13 148V147H12ZM52 148L54 149L55 148V145L54 146H52ZM80 147H78V149H79ZM89 148V149H90ZM97 148V147H96ZM6 149V148H5ZM4 149V150H5ZM58 149V148H57ZM56 148L54 149L55 151L57 150ZM77 149V150H78ZM86 149V148H85ZM92 149V148H91ZM102 149H104V146H103V148ZM151 149V148H150ZM3 150V149H2ZM10 150V149H9ZM16 150V149H15ZM59 150H60V148H59ZM58 150V151H59ZM68 150V149H67ZM86 150H88V149H86ZM86 150H84V154H86V156H87V152H86ZM93 150H96V149H92V151ZM99 150V149H98ZM101 150V149H100ZM100 150H99V152H100ZM124 152H123V151ZM6 151V150H5ZM19 151V150H18ZM17 151V152H18ZM22 151V150H21ZM65 151H66V149H65ZM71 151V153H72V151H74L75 152V150H70ZM91 150H90V153L92 152ZM104 151V150H103ZM133 151H137V150H134L133 149ZM140 151V150H139ZM142 151V150H141ZM13 152V151H12ZM16 152V153H17ZM50 152V151H49ZM68 152V151H67ZM74 152H73V154L71 155V156H69V157H72L73 158V155H74ZM94 152V151H93ZM93 152H92V154H93ZM96 152V151H95ZM99 152H98V154H99ZM123 152V153H122ZM20 153V152H19ZM22 153V152H21ZM62 153V152H61ZM69 153V152H68ZM76 153V152H75ZM82 153V152H81ZM89 153V154H90ZM97 153V152H96ZM96 153H94V154H96ZM102 153V152H101ZM100 153V154H101ZM136 153V152H135ZM140 153V152H139ZM138 153V154H139ZM142 153H145L144 151H142ZM67 154V153H66ZM78 154H80V153H78ZM88 154V156H90ZM16 155H18V154H16ZM22 155V154H21ZM20 155V156H21ZM54 155V154H53ZM70 155V154H69ZM82 155V154H81ZM80 155V156H81ZM104 155H105V153L103 152V156H101L100 158L101 159H97V161L95 160V157H93L94 158V160L93 161H96L98 164H101V162L102 161H105V159L103 160L102 158L104 157ZM126 155H128V154H126ZM146 155V154H145ZM9 156V155H8ZM24 156H29V155H26L25 153H24ZM23 156V157H24ZM33 156V155H32ZM50 156V155H49ZM52 156V155H51ZM57 156V155H56ZM62 156V155H61ZM75 157H76V155H74ZM96 156V155H95ZM136 156H138L137 157V159L138 158H140L139 157V155H137L136 154ZM136 156H135V159H133V161H136ZM152 156V155H151ZM1 157V156H0ZM19 157V156H18ZM34 157V156H33ZM35 157H37V156H35ZM45 157V156H44ZM78 157H79V155H78ZM83 157V156H82ZM98 157V156H97ZM106 157H104V158H106ZM144 157V158H143ZM147 158H149L148 156H146ZM31 158V157H30ZM42 158H43V156H42ZM54 158V157H53ZM72 158H71V160H72ZM81 158V157H80ZM92 158V157H91ZM142 158V159H141ZM141 158H140V160H146V161H148L147 160V158L145 159V156H144V154L143 155H141ZM19 159V158H18ZM22 159V158H21ZM25 159H27L26 157H25ZM37 159V158H36ZM39 159H40V162H41V157H39ZM56 159V158H55ZM54 159V160H55ZM66 159H67V157H66ZM69 159V158H68ZM67 159V160H68ZM73 159H75V158H73ZM77 159V158H76ZM85 159H88V158H85ZM90 159V158H89ZM108 159V158H107ZM125 159H126V162H125ZM150 159V158H149ZM28 160V159H27ZM38 160V159H37ZM52 160V159H51ZM54 160H52V162L54 163ZM57 160V159H56ZM66 160V161H67ZM139 160V159H138ZM151 160V159H150ZM149 160V161H150ZM32 161V160H31ZM39 161V160H38ZM65 161V162H66ZM82 161H85V160H82ZM88 161V160H87ZM86 161V162H87ZM91 161V160H90ZM92 161V162H93ZM107 161V160H106ZM132 161V160H131ZM17 162V161H16ZM22 162V160H20V163ZM25 162V161H24ZM36 162V161H35ZM34 162V163H35ZM68 162V161H67ZM66 162V163H67ZM138 162V163H139ZM19 163V162H18ZM17 163V164H18ZM23 163V162H22ZM27 163L28 164H30L31 165V163H29L28 161H27ZM48 163V162H47ZM46 163V166L47 165H49V163H51V161L47 164ZM66 163H64V164H66ZM71 163V162H70ZM82 163V162H81ZM88 163H90L89 161H88ZM96 163V164H97ZM146 163H148V162H146ZM10 164V163H9ZM27 164V165H28ZM45 164V163H44ZM52 164V163H51ZM55 164H57L56 162H55ZM54 164V165H55ZM87 164V163H86ZM86 164H83V165H85L86 167H88ZM92 164H94V166H95V168H96V166L97 165H95V163L93 162ZM110 164V165H109ZM130 164H132V162L130 163ZM145 164V163H144ZM11 165V164H10ZM14 165H16V164H14ZM13 165V166H14ZM24 165V164H23ZM36 165H37V162H36ZM35 165V166H36ZM40 165V164H39ZM38 165V166H39ZM43 165V164H42ZM53 165V164H52ZM53 165V166H54ZM71 165V164H70ZM72 165H75V164H72ZM79 165H80V167H81V165L82 164H80V162H79ZM90 165V164H89ZM147 165V164H146ZM13 166H11L12 168H13ZM26 166V165H25ZM50 166V165H49ZM63 166V165H62ZM69 166V165H68ZM77 166V165H76ZM84 166V167H85ZM93 166V165H92ZM92 166H90V167H92ZM8 167H9V165H8ZM18 167H20V165L18 164ZM64 167H65V165H64ZM63 167V168H64ZM75 167V166H74ZM85 167V168H86ZM89 167V168H90ZM124 167H125V169L127 170V171H125V170H123L124 169ZM7 168V167H6ZM46 168V167H45ZM49 168V167H48ZM53 168V167H52ZM68 168V167H67ZM70 168H71V166H70ZM69 168V169H70ZM83 170H84V168L83 167H81ZM80 168V169H81ZM88 168V169H89ZM94 168V169H95ZM97 168H98V166H97ZM102 168H103V170H102ZM128 168V167H127ZM11 169V168H10ZM14 169V168H13ZM16 169H17V167H16ZM15 169V170H16ZM18 169H21V168H18ZM23 169V168H22ZM73 169V168H72ZM72 169H70V170H72ZM88 169H86L85 171H83V170H81L82 171V173L84 172L85 174L87 173V175H85L86 176V179L88 178V171H90V169L88 170ZM91 169H93V168H91ZM93 169V171H95ZM99 169V168H98ZM143 169V170H142ZM7 170V169H6ZM38 170V169H37ZM74 170V169H73ZM88 170V171H87ZM97 170V169H96ZM11 171V170H10ZM21 171V170H20ZM23 171V170H22ZM54 171V170H53ZM66 171H68V170H66ZM77 171H80V170H77ZM87 171V172H86ZM100 171V172H101ZM12 172V171H11ZM68 172H70V171H68ZM124 172H125V175H124ZM127 172V173H126ZM13 173V172H12ZM66 173V172H65ZM81 173V172H80ZM84 173H83V175H84ZM93 173V172H92ZM92 173H89L90 175H92ZM97 173V172H96ZM110 173V174H109ZM132 173V172H131ZM135 173V172H134ZM58 174V173H57ZM60 174V173H59ZM66 174H68V176H69V173H66ZM70 174H72V172L70 173ZM74 174V173H73ZM72 174V175H73ZM94 174V173H93ZM98 174L100 175V173H99V171H98ZM108 174V175H107ZM56 175V174H55ZM74 175H77V173L76 174H74ZM78 175H80V174H78ZM82 175V176H83ZM133 175V174H132ZM13 176V175H12ZM18 176V175H17ZM48 176H50V175H48ZM57 176H59V175H57ZM95 176V175H94ZM94 176L92 177V178H94ZM40 177V176H39ZM52 177V176H51ZM55 177V179L56 178H59V177H56V176H54ZM65 178H67V175L66 176H64ZM71 178H72V176H70ZM89 177H91V176H89ZM97 177V176H96ZM102 177V176H101ZM127 177V178H126ZM40 178H42V177H40ZM61 178V177H60ZM62 178H63V176H62ZM69 178V177H68ZM98 178H100V176L98 177ZM124 178H125V180H124ZM2 179V178H1ZM5 179V178H4ZM33 179V178H32ZM51 179V178H50ZM54 179V178H53ZM73 179H75L74 178V176H73ZM131 179V178H130ZM38 180H39V178H38ZM57 180V179H56ZM88 180V179H87ZM32 181V180H31ZM40 181V180H39ZM75 181V180H74ZM73 181V182H74ZM88 181H92V179H89ZM106 181V180H105ZM110 181V180H109ZM108 181V182H109ZM72 181L70 182L69 180H66V179H64V180H60V181H58L57 180V182L55 181L54 183H52V184H54V186L53 187H51L50 188V190H51V192H52V194H49V192L50 191H47L46 193H42V194H33L34 196H33V199H32V201H35V202H32L33 204L35 203V205H37L36 204V202H39V201H41L42 202V200H45L46 202H47V204L48 205H50V206H62V205H66V203H69V202H72V200L75 198L74 197V195H72L73 194V192H77V191H79L80 190V188H87V185H85V184H88V183H86L87 181H84L80 186L81 187H79V188H77V187H72V186H70L71 185V183H73ZM89 182V183H90ZM100 182V181H99ZM104 183V182H103ZM29 184V183H28ZM32 184V183H31ZM51 184V185H52ZM73 184H76L75 182L73 183ZM91 184V183H90ZM90 184H88V185H90ZM102 184V183H101ZM109 185H110V183H108ZM50 185V184H49ZM77 185V184H76ZM134 185H136L137 187H134ZM12 186V185H11ZM32 186V185H31ZM75 186V185H74ZM92 185H90V187H91ZM98 186H99V184H98ZM97 186V187H98ZM121 186V185H120ZM89 187V188H90ZM102 187H103V185H102ZM106 187H107V184H106ZM31 188V187H30ZM29 188V189H30ZM95 188V187H94ZM94 188H92L93 190H94ZM99 188V187H98ZM109 188V187H108ZM117 190H116V189ZM122 188H123V186H122ZM134 188V189H133ZM13 189V188H12ZM102 189V188H101ZM16 190V189H15ZM41 190V189H40ZM88 191L90 190V189H87ZM100 190V189H99ZM108 190V189H107ZM31 191H34V190H32L31 189ZM87 191V192H88ZM91 191L92 190H90V193H91ZM104 191H105V188H104ZM39 192V191H38ZM41 192V191H40ZM39 192V193H40ZM80 192V191H79ZM97 192V191H96ZM110 192V191H109ZM111 192V193H112ZM13 193V192H12ZM113 193H112V195H113ZM75 194V193H74ZM78 194V193H77ZM81 194V193H80ZM88 194V193H87ZM92 194V193H91ZM100 194V193H99ZM106 194H107V192H106ZM117 194V193H116ZM14 195L16 196V194L14 193ZM76 195V194H75ZM93 195L94 194H92V197L91 198H93ZM108 195V194H107ZM30 196H32V195H30ZM81 195H79V197H80ZM84 196V195H83ZM101 196V195H100ZM99 196V197H100ZM114 196V195H113ZM17 197V196H16ZM16 197H15V199H16ZM78 197V196H77ZM86 197H89V194H88V196H86ZM103 197V196H102ZM84 198V197H83ZM97 198V197H96ZM110 198V197H109ZM82 199V198H81ZM85 199V198H84ZM95 199V198H94ZM97 199H99V198H97ZM100 199H102L101 197H100ZM111 199V198H110ZM17 200V199H16ZM104 200V199H103ZM88 201H90V200H88ZM97 201V200H96ZM112 201V200H111ZM110 201V202H111ZM123 201V200H122ZM11 202V201H10ZM24 202V201H23ZM28 202V201H27ZM113 202V201H112ZM111 202V203H112ZM19 203V202H18ZM31 203V202H30ZM43 203H44V201H43ZM94 203V202H93ZM96 203V202H95ZM94 203V204H95ZM114 203V202H113ZM120 203V202H119ZM142 205H141V204ZM1 204V203H0ZM39 204H40V202H39ZM46 204V205H47ZM88 204V203H87ZM98 204V203H97ZM141 206L140 208L142 209V208H144V205L146 204L147 205V209L146 210H148V212L146 213V212H144L142 215L144 216V214L146 213V217L143 219V217L140 215V213L141 212H143V210L144 209H142V211H141V209L138 211V210H136V209H138L139 208V205ZM144 204V205H143ZM4 205H6V204H4ZM18 205V204H17ZM24 205V204H23ZM30 205V204H29ZM145 205V206H146ZM32 206V205H31ZM39 206V205H38ZM42 206V205H41ZM43 206H45V205H43ZM103 206V207H102ZM2 207V206H1ZM20 207V206H19ZM25 207V206H24ZM32 207H34V206H32ZM32 207H31V209H32ZM36 208H37V206H36ZM45 208V207H44ZM76 208V207H75ZM84 208H86V207H84ZM24 209H26V208H24ZM47 209V208H46ZM89 209V208H88ZM102 209V210H101ZM16 210V209H15ZM23 209L21 208V209H19L18 211H17V213H19L20 215H17L18 217L19 216H21V215H23L26 211H22ZM27 210V209H26ZM33 210V209H32ZM39 210V209H38ZM49 210V209H48ZM92 210V209H91ZM4 211V210H3ZM11 211V213H13V215L15 214L13 211H14V209H13V211L12 210H10ZM10 211H7L8 213L10 212ZM29 211V210H28ZM36 211V210H35ZM71 211V210H70ZM134 212V214H133V212ZM140 212V213H138L139 214V216H141V217H139V216H137L138 214H136V216H137V218L138 219H136V222H137V220H138V222H137V224L138 225H140V226H137V230L135 229L136 228V225L134 226L131 222H133V221H135L134 219V217H128V216H135V213L136 212ZM5 212V211H4ZM16 212V211H15ZM20 212H22L23 214H21ZM34 212V210L32 211V213ZM42 212V211H41ZM44 212V211H43ZM47 212V211H46ZM83 212V211H82ZM87 212V211H86ZM91 212V211H90ZM6 213V212H5ZM10 213V214H11ZM28 213V212H27ZM30 213V212H29ZM51 213V212H50ZM73 213V212H72ZM88 213V212H87ZM56 214V213H55ZM55 214H53V216L55 215ZM29 215V214H28ZM27 215V216H28ZM42 215H45L46 216V214L44 213V214H42ZM49 215V214H48ZM67 215V214H66ZM35 216V215H34ZM33 216V217H34ZM39 216V215H38ZM51 216H52V214H51ZM52 216V217H53ZM59 216V215H58ZM72 216H73V214H72ZM135 216V217H136ZM2 217V216H1ZM9 217V216H8ZM18 217H17V219H18ZM22 217V216H21ZM49 218H51L50 216H48ZM56 217V216H55ZM84 217V216H83ZM126 217L128 218V219H126ZM4 218V217H3ZM3 218H0L1 219V221H2V219ZM7 218V217H6ZM6 218H4V221L5 220H7ZM12 218H13V216H12ZM12 218H10V220L12 219ZM15 218V217H14ZM20 218V217H19ZM29 218V217H28ZM27 218V219H28ZM41 218V217H40ZM43 218H45V220H46V217H44L43 216ZM42 218V219H43ZM64 218V217H63ZM132 218H134V219H132ZM143 219V220H141V221H139V219ZM17 219H16V221H17ZM25 218H23V220H24ZM27 219H25V220H27ZM36 219H37V216H36ZM35 219V220H36ZM65 219H67V218H65ZM129 220L130 221V219H132L131 220V224L129 223V222H127L126 220ZM19 220H21V219H18V221H17V223L19 222ZM30 220V219H29ZM61 220V219H60ZM12 221V220H11ZM16 221H14V222H16ZM22 221V220H21ZM20 221V222H21ZM63 221H64V219H63ZM126 221V222H125ZM19 222V223H20ZM26 222V221H25ZM27 222H30V221H27ZM45 222V221H44ZM60 222V221H59ZM32 223V222H31ZM34 223V222H33ZM38 223V222H37ZM43 223V222H42ZM128 223L130 224L129 226H131L132 225V227H131V229H128ZM12 224V223H11ZM14 224V223H13ZM21 224V223H20ZM22 224H23V222H22ZM54 224V223H53ZM52 224V225H53ZM63 224V223H62ZM124 224H126V225H124ZM135 224V223H134ZM51 225V226H52ZM56 225V224H55ZM54 225V226H55ZM59 225V224H58ZM15 226H18V225H15ZM25 226V225H24ZM29 226V225H28ZM57 226V225H56ZM60 226V225H59ZM124 226V227H123ZM126 226V227H125ZM20 227V226H19ZM58 227V226H57ZM61 227H63L62 225H61ZM133 227H135V228H133ZM3 227H1V229H2ZM14 228V227H13ZM42 228V227H41ZM138 228H140L139 230H138ZM253 228H256V229H253ZM17 229V228H16ZM24 229V228H23ZM22 229V230H23ZM46 229V228H45ZM56 229V228H55ZM75 229V230H74ZM4 230H5V228H4ZM13 230H15V229H13ZM21 230V231H22ZM27 230V229H26ZM38 230V229H37ZM49 230V229H48ZM47 230V231H48ZM74 230V231H73ZM250 230H256L255 232H253V231H251L250 232ZM257 230H258V232H259V236H257V234H256V232H257ZM2 231V230H1ZM40 231V230H39ZM45 231V230H44ZM56 231V230H55ZM28 232V231H27ZM30 232V231H29ZM38 232V231H37ZM132 232H134V234L135 235H133L132 234ZM136 232V233H135ZM138 232H140L142 235H139L138 234ZM4 233V232H3ZM32 233V232H31ZM45 233H48V232H45ZM77 233H79L78 231H77ZM76 233V234H77ZM261 233V234H260ZM24 234H25V231H24ZM24 234H22V235H24ZM33 235H34V233H32ZM41 234H42V232H41ZM74 234H75V232H74ZM82 234V233H81ZM95 234V233H94ZM94 234H92V235H94ZM145 234V235H144ZM2 235V234H1ZM0 235V236H1ZM20 235H21V233H20ZM49 234H47V236H48ZM55 235V234H54ZM82 235H84V233L82 234ZM261 235V236H260ZM25 236H27V235H25ZM24 236V237H25ZM38 236V235H37ZM43 236V235H42ZM46 236V235H45ZM77 236V235H76ZM100 236V235H99ZM4 237V236H3ZM23 237V238H24ZM39 237V236H38ZM49 237V236H48ZM54 237V236H53ZM61 237V238H60ZM71 237V236H70ZM69 237V238H70ZM74 237V236H73ZM80 237V236H79ZM84 237H85V240H84ZM91 237V236H90ZM90 237H89V239H90ZM94 238H95V235L93 236ZM103 237H101V238H103ZM26 238H28V237H26ZM33 238H36L37 239V237H33ZM40 238V237H39ZM43 238H46V237H43ZM69 238H66V239H69ZM72 238V237H71ZM75 238H77V237H75ZM97 238H99V237H97ZM100 238V239H101ZM103 238V239H104ZM4 239V238H3ZM41 239H42V237H41ZM52 239V238H51ZM81 239V240H80ZM88 239V240H89ZM92 239V238H91ZM90 239V240H91ZM15 240V239H14ZM13 239H12V241H14ZM35 240V239H34ZM33 240V241H34ZM56 240H58V239H56ZM72 240V239H71ZM76 240V239H75ZM82 240H84V241H82ZM96 240V239H95ZM11 241V242H12ZM27 241H29V240H27ZM53 241V240H52ZM60 241V240H59ZM67 241H69V240H67ZM67 241H65V242H67ZM78 240H77V242H76V245H77V243L79 242ZM102 241V240H101ZM119 241H121L120 243H121V246H120V244H116L117 242L119 243ZM31 242H32V240H31ZM65 242H64V244H65ZM91 242V241H90ZM96 242H97V240H96ZM122 242H126V244L125 245H123V243ZM2 243H4V242H2ZM13 243V242H12ZM26 243V242H25ZM30 243V242H29ZM44 243V242H43ZM67 243H69V242H67ZM92 243V242H91ZM102 243V242H101ZM104 243V242H103ZM114 243H115V246L114 247H116V248H114V247H111V245L110 244H113L114 245ZM59 244V243H58ZM71 244V243H70ZM73 245H74V243H72ZM72 244H71V246H72ZM98 244H100V243H98ZM5 245V244H4ZM7 245V244H6ZM23 245H24V241H23ZM34 245V244H33ZM44 245V244H43ZM90 245V244H89ZM112 245V246H113ZM119 245L120 247H117V246ZM13 246H15V245H13ZM13 246H11V248L13 247ZM32 246V245H31ZM39 246V244L37 243V247ZM42 246V245H41ZM75 246V245H74ZM84 246H85V243H84ZM84 246H83V249H84ZM88 246V245H87ZM92 246V245H91ZM100 246V245H99ZM126 246L124 247V249L126 248ZM131 246H133V247H131ZM259 248H258V247ZM7 247V246H6ZM5 247V248H6ZM10 247V246H9ZM36 247V248H37ZM46 247V246H45ZM51 247H53V245L51 246ZM56 248H57V246H55ZM54 247V248H55ZM62 247V246H61ZM73 247V246H72ZM257 247V248H256ZM4 248V249H5ZM28 248V247H27ZM27 248H25V249H27ZM33 248H34V246H33ZM53 248V249H54ZM55 248V249H56ZM60 247H58L57 249H59ZM63 248V247H62ZM68 248H69V245H68ZM75 248V247H74ZM76 248H77V246H76ZM75 248V249H76ZM90 248V247H89ZM89 248L87 249L88 251H89ZM249 248V249H248ZM260 248H262V249H260ZM2 249V248H1ZM9 249V248H8ZM13 249V248H12ZM20 249V248H19ZM29 249V248H28ZM27 249V250H28ZM40 249V248H39ZM52 249V250H53ZM56 249V250H57ZM71 249H73V248H71ZM92 249V248H91ZM94 249V248H93ZM118 249V250H119ZM3 250V249H2ZM38 250V249H37ZM36 250V251H37ZM52 250H51V252H52ZM56 250H54V251H56ZM63 250V249H62ZM65 250V249H64ZM63 250V251H64ZM68 251L70 250V249H67ZM67 250H65V251H67ZM78 250V249H77ZM154 250V249H153ZM163 250V249H162ZM161 250V251H162ZM238 250V251H239ZM262 250V251H261ZM4 251H6V250H4ZM11 251V250H10ZM9 250L7 251V252H10ZM28 251H30V249L28 250ZM42 251V250H41ZM50 251V250H49ZM62 251V252H63ZM72 251H74V250H70V252L71 253H73ZM81 251H83V250H81ZM154 251V252H155ZM164 251V250H163ZM168 251V250H167ZM171 252H172V250H170ZM256 251V250H255ZM1 252V251H0ZM33 252L35 253V251H34V249H33ZM39 252V251H38ZM70 252H69V254H70ZM117 252V251H116ZM120 252V251H119ZM119 252H117V253H119ZM132 252V251H131ZM147 252V251H146ZM160 252V250L158 251V253ZM166 252V251H165ZM176 252H178L179 253V250H177ZM3 253H5V252H3ZM13 253H15V252H13ZM25 253H26V251H25ZM28 253V252H27ZM32 253V252H31ZM34 253H32L33 255H34ZM41 253V252H40ZM39 253V254H40ZM44 253V252H43ZM55 253V252H54ZM61 253V252H60ZM65 253V252H64ZM63 253V254H64ZM66 253H68V252H66ZM78 253H81L80 251H78ZM85 253V252H84ZM148 253H149V251H148ZM157 253V254H158ZM162 253V252H161ZM173 253V252H172ZM171 253V254H172ZM178 253H176V254H178ZM223 253H222V255H223ZM228 253H229V256H230V251H228ZM247 254H245L244 253V255H243V253H241V256H239L240 255V253L238 252V256H239V258L238 257H236V258H238V259H240L242 262H244L243 260H246L247 258V260H249V259H251V257H252V255L253 254H249L248 252H246ZM9 254V253H8ZM29 254V253H28ZM27 254V255H28ZM32 254H31V256H32ZM37 254V253H36ZM59 254V253H58ZM57 254V255H58ZM62 254V253H61ZM86 254V253H85ZM98 254V253H97ZM100 254V253H99ZM114 254H115V252H114ZM123 254V253H122ZM127 254V253H126ZM137 254V253H136ZM147 254V253H146ZM156 254V253H155ZM164 253H162V257L164 256L163 255ZM176 254H172V255H176ZM183 254L181 255L184 259H186L187 257L186 256H183ZM248 254H249V256L251 255V257H248ZM7 255V254H6ZM38 255V254H37ZM41 255H42V253H41ZM51 256H52V258H53V256L55 257V256H57V255H53V253L52 254H50ZM50 255H47V256H50ZM65 255H67V254H65ZM91 256H92V254H90ZM138 255H139V252H138ZM168 255V254H167ZM166 255V256H167ZM204 255V254H203ZM207 255H206V257H207ZM257 255H255V257L257 256ZM5 256V255H4ZM4 256L2 257V259L4 260ZM18 256H20V255H18ZM17 256V257H18ZM29 256V255H28ZM35 256V255H34ZM44 257H45V253H44V255H43ZM59 256V255H58ZM67 256H69V255H67ZM71 256H72V254H71ZM95 256V261L96 260H98L97 262H99V260L101 261V258L100 259H96V254L95 255H93V257ZM104 256H105V254H104ZM111 256V255H110ZM121 256V255H120ZM123 256V255H122ZM136 256V255H135ZM140 256V255H139ZM149 256V255H148ZM158 256H160V255H158ZM165 256V257H166ZM247 256V257H246ZM8 258H7V260L9 259V256H7ZM16 257V256H15ZM14 257V258H15ZM33 257V256H32ZM37 257H39V256H37ZM35 258V257H33L35 260L36 259H38V261H39V258ZM62 257V256H61ZM93 257H90L89 256V258H93ZM99 257H101L100 255H99ZM126 257V256H125ZM145 257V256H144ZM150 257V256H149ZM148 257V258H149ZM168 257V256H167ZM205 257V259H207ZM226 257H227V255H226ZM243 257H246V259L245 258H243ZM263 257V258H262ZM21 258H22V256H21ZM21 258H19V259H21ZM24 258V257H23ZM23 258H22V260H23ZM46 258H50V257H46ZM57 258V257H56ZM59 258H60V256H59ZM110 258V257H109ZM137 258V256L134 258V260L133 261H135V259ZM139 258V257H138ZM137 258V259H138ZM172 258H173V256H172ZM174 258H177V259H175L176 261L178 260V256H175ZM180 258V257H179ZM198 258V257H197ZM203 258V257H202ZM209 258V257H208ZM228 258V257H227ZM6 259V258H5ZM12 259V258H11ZM30 259V258H29ZM43 259V258H42ZM61 259V258H60ZM86 259H87V256H86ZM102 259H104V257L102 258ZM106 259L108 260V258L106 257ZM120 259V258H119ZM122 259V258H121ZM120 259V260H121ZM131 259H133V258H131ZM144 259H147L146 257L144 258ZM204 259V258H203ZM212 259V258H211ZM238 259H236V261H237V263L238 262H240V260H238ZM21 260V261H22ZM35 260H33V261H35ZM45 260H47V259H45ZM53 260H55L54 258H53ZM63 261H64V259H62ZM66 260H68L67 258L65 259V261ZM119 260V261H120ZM126 260H127V258H126ZM125 260V261H126ZM148 260V259H147ZM160 260H161V258H160ZM163 260V259H162ZM174 260V261H175ZM226 260V259H225ZM253 260H255V259H253ZM6 261V260H5ZM10 261V260H9ZM8 261V262H9ZM17 260H15V262H16ZM19 262H21L20 260H18ZM24 261V260H23ZM22 261V262H23ZM28 261V260H27ZM41 261V260H40ZM39 261V262H40ZM43 261V260H42ZM41 261V262H42ZM49 261H50V259H49ZM59 261H61V260H58L57 259V263L59 262ZM64 261V262H65ZM79 261V260H78ZM86 262H87V260H85ZM92 261V260H91ZM105 261V260H104ZM103 260L101 261L102 263L104 262ZM109 261V260H108ZM111 261V260H110ZM116 261H118V260H116ZM138 261H140V263H141V261L142 260H139L138 259ZM157 261H159V260H157ZM164 261V260H163ZM180 261V260H179ZM188 261V260H187ZM214 261V260H213ZM251 261V260H250ZM8 262H7V264H8ZM19 262H17L18 264H19ZM44 262V261H43ZM50 262H52L53 263V261H50ZM55 262V261H54ZM62 262V261H61ZM69 261H67L66 263H68ZM75 261L73 260V263H74ZM85 262V263H86ZM88 262H89V260H88ZM94 261H92V263H93ZM97 262H94V264L96 263V264H98ZM129 262V264H130V261H128ZM137 261H135V263H136ZM162 262V261H161ZM173 262V261H172ZM191 262V261H190ZM216 262H217V259H216ZM6 263V262H5ZM10 263V262H9ZM24 263V262H23ZM32 263V262H31ZM45 263H48V262H46L45 261ZM44 263V264H45ZM63 263V262H62ZM76 263V262H75ZM79 263V262H78ZM77 263V264H78ZM100 263V262H99ZM101 263V264H102ZM118 263V262H117ZM134 263V262H133ZM165 263V262H164ZM163 263V264H164ZM177 263H180V262H178L177 261ZM182 263H183V260H182ZM186 263V262H185ZM188 263V262H187ZM205 263V262H204ZM229 263V262H228ZM231 264H234V260H232L231 262H230ZM229 263V264H230ZM252 263H253V261H252ZM262 263V262H261ZM3 264V263H2ZM22 264V263H21ZM33 264H38V263H33ZM50 264V263H49ZM55 264H56V262H55ZM61 264V263H60ZM65 264V263H64ZM88 264V263H87ZM106 264V263H105ZM110 264V263H109ZM119 264V263H118ZM122 264V263H121ZM142 264H143V262H142ZM145 264H146V262H145ZM174 264V263H173ZM176 264V263H175ZM193 264V263H192ZM221 264V263H220ZM247 264V263H246Z\"/></svg>",
	"mask_w": 264,
	"mask_h": 264
}]
</instances>
